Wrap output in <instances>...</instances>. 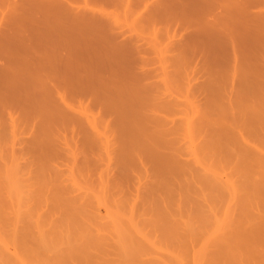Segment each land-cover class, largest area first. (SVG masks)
<instances>
[{"label":"rangeland","instance_id":"rangeland-1","mask_svg":"<svg viewBox=\"0 0 264 264\" xmlns=\"http://www.w3.org/2000/svg\"><path fill=\"white\" fill-rule=\"evenodd\" d=\"M14 1H16V0H14ZM20 1V2H19ZM82 0H80V2H81ZM121 1V0H120ZM120 1L119 0H117V4H115V3H112V4H105V5H103L102 6V9L104 10V12L105 13H109V16L110 17H108L109 19H110V22H111V24H114V27L116 26L119 30H116V32H124V34L123 35H121L120 36V33L119 34H116L117 35V37H115L116 39H115V41L114 42H121L122 40H123V42H129L130 44H128V45H131V47H132V43L133 42H135L133 45V48L134 47H138V46H135L136 45V43H138V45H144V48L146 49V50H144L143 49V52H145V56H143L144 54H143V52L141 51V50H139L140 51V53L139 52H135V58H138V59H142V57L143 58H147V60H149V61H147L146 59V61L147 62H149L150 64H148V66H146V65H144V66H146L145 68L147 69V71L145 72V73H147L148 71L150 72V73H152V75L149 73V75H148V73H147V76L149 77H147V76H145L146 78H148V79H150V77H152V79H150L152 82H155V83H158L159 85H155V84H153V85H150V86H148L149 88L147 89V88H145V89H147V90H144V93L146 92V93H149V91H150V93H151V95H152V97L154 96V94H155V96L152 98L153 100H151L150 102L149 101H145L146 99H143L144 98V96H142V95H140L141 97H142V99L144 100V102H147L146 103V105H147V107L149 108V109H146V108H144V110H139L138 108H140L139 106H143L142 104H139V106H137L138 104H135L134 102H131L130 100H133L132 98L133 97H129L130 98V100L128 101V103H126L127 105L125 106L124 104V106H125V109L126 110H128L129 111V113L131 114H129L130 116H125L124 118V120H129V121H131V120H133L132 122H134V123H136V124H138V127H139V129L138 130H142L145 134H148V135H151V136H148V138H143V135H142V138H140V139H138L140 142H142L141 141V139H143L144 141H146L145 142V144L147 145H149V147H148V145H147V147L149 148V149H147L146 147H144L143 148V150H145V148H146V150H149L148 152L150 153H153L155 156H156V158L157 159H160L161 160V158H162V163H164L165 165H167L168 167H170L168 170H164V169H167L168 167H166V168H163V167H165V166H163V164H161L160 163V160H158V162H156L157 160H152V158H153V156H152V154L150 153L149 154V156H152V157H146L147 155H142L143 153H144V151H139V150H136V151H138V152H136V151H134V153H130V154H134V155H132V156H129L130 154H127L128 152H130V151H128L127 149H132L131 148V145H133V143L132 144H130L129 145V147L127 148V149H124V148H126V146H128V144L125 146V145H123L122 143L123 142H121V144H119L120 142H118V139H124V137L126 138L127 136H126V134H124V137H121L123 134H119V133H121V131L123 132V130H124V132L126 131V130H128L129 128H127V127H130V126H132V124H134V123H131V122H129V121H127V124H126V121L125 122H123V121H121V118H123V116H122V114H120L118 117L117 116H114V115H111L110 113H108L109 114V117H107V121L105 122V125L107 124V123H109L108 121H110V119L112 118V116L113 117H117V118H119V119H117V118H115V119H117L118 120V123H113V121L112 122H110V124L112 123L113 124V126L112 125H110V124H108V126L109 127H105V125H103L104 123H102V122H104V120H103V118H106V117H103L101 114H99L100 112V107H103V106H100L99 104H97V105H99V109H97V107H94V108H92V106H93V104H89L90 106H88V107H90V108H85V104H84V106H83V104H82V106L85 108V109H87V110H90V111H88V113L86 112V110L85 109H83V110H85V111H81V112H85L84 114L85 115H87V114H89V117H88V120H89V118L91 119V116L94 118V119H96V121H94V119L93 120H90V121H93V122H96L97 123V119H98V117L100 118V119H102L103 121L102 122H100V123H97L98 124V126H100V125H102L101 126V129L103 128V127H105L104 129L105 130H108V132H107V135H109L110 137H111V139H112V137H113V135L116 133V134H118V135H116L117 137H115L114 136V140H112V142H110V146H112V147H107V145L105 146V144H102V147L100 146V145H97V144H95V145H93V148H91L92 146H90V145H88V139H86V140H88V141H86V143H85V145H84V143L81 145L80 144V140H81V142H83V140H85L84 138H82V137H80V134H77V133H79L80 131H78L77 129H75V132H76V134L75 135H73L74 133H70V130H73V129H71L70 128V130H68V129H64V128H67L68 126H66V125H64L63 126V129L60 131V129H61V127H62V124H53V120H57V119H52V117L51 116H49V117H51L49 120L50 121H48L49 123H48V125L46 126V127H48L49 129H45L44 130V126H45V124H47V123H44V122H46V121H44V122H42L41 121V117L40 116H36V114H38L39 115V113H42L43 111H45V109L43 110V108H41L42 106H40L39 105V107L41 108H38V109H40V110H38V112H36V113H34V111H35V109H34V111L33 112H31V111H27V112H24V111H26L25 109H24V111H22L23 112V114H22V116L23 117H25L26 118V120H25V118L23 119L24 120V122L22 123V122H20L21 124H20V126L19 125H17V126H19V127H16V126H14L13 125V127L14 128H19V130L17 131V132H19L20 134H16V132H15V134L14 133H12V130H13V128L11 127V126H9V124L10 123H12L13 124V120H10L9 122L7 121V118H9L10 119V116L9 117H7L8 116V114H6L7 112L5 111V110H2V106H1V104H0V109L3 111H1L0 110V160L2 161H0V169L2 168L3 169V171H2V169L0 170V264H10V261H12L13 263H11V264H29V263H31V264H81V263H79V262H82V263H84V264H87V263H89V264H92L93 262H95L94 264H145L144 263V260L146 261H148V259H150L148 262H150V263H152V262H154V261H159L160 263H157V262H155L154 264H194V263H196V264H209V263H211V264H218V262H219V264H221V260L220 259H222V264H264V248L262 249L261 247H260V245H258V244H261V243H263L264 241H260V239L258 238V237H260L262 240H264V227H262V226H264V222L263 221H261V220H264V212L262 213V211H264V203H262L263 201H264V194H262V193H260V192H263L264 191V185H261L260 187H259V185H260V183L261 184H264V182H258V180H261L262 181V179H264V170H262L261 171V169H260V167H262L261 166V164H260V162H261V160L262 159H258V158H254V156L251 154V153H255V151H257L253 146L255 145V144H257V143H260V142H262V143H260L261 145L262 144H264L263 142L264 141H261L262 139L264 140V117H262V116H264V114L263 113H260V112H262V111H264V107L262 108V110H260V112L258 111V110H254V111H252V110H250V111H252V112H245L244 111V113L245 114H243L242 112H243V110L245 109L246 110V108L245 107H243V104H246V103H248L249 102V104L250 105H254L253 107H256V109H258V107H260V106H258V105H260V104H253V103H256L257 101L258 102H260L259 100H262V101H264L263 99L264 98H262V96L261 97H258V96H260L259 95V92H262L263 90H262V88H264V80H263V78L264 77H262V76H264V64L262 63V62H260V61H262V59L264 58V57H261L262 59L260 60H258V57H256V56H258L259 54H261L260 52H258L259 54H257L256 53V51H261L260 49H258V50H256V51H254V50H251V51H249L248 49H249V47L252 45L251 43V45L248 43L247 44V42L246 41H244L243 39V41L244 42H246V45H248V47L243 43H239V44H241V45H243L242 47L243 48H245L246 49V52H247V54L249 55V57L251 58H249V57H245V56H247L246 54L244 55L243 54V52H241V54H238L237 56H239V55H244V56H241V57H238V58H234V54H233V51H238V50H235V49H237V47H239V45H238V43H236V48H234L233 49V47H231L232 45L230 44L231 42H229V44L228 45H231V46H229V47H224V46H222V45H220V46H214L213 44L214 43H212V46H209V45H207V46H209V47H211L212 49H213V47H215V48H217V49H215V50H212V51H214V52H209V56L208 55H206V56H208L207 58H209V59H207V61H206V63H207V66L208 67H206V66H204L206 69H208L209 68V75H207L206 76V71H204V73H202L203 71H199V69H200V64H201V61L202 60H200V58H203V57H205L206 58V56H205V54H204V56L202 55V57H200V53L201 52H199V54H196V52L194 53V54H196V56L194 57L192 54H190L191 52L190 51H192V48H191V46H188L187 45V47L188 48H184V52H181V50H177V51H179V52H177V51H164V46L168 43V41L169 40H172V41H174V40H178L177 42H185L186 41V43H187V41H189V39H188V37H186L187 35H190V33L193 31H195L194 29L192 30V31H188V30H191L192 28H193V26L191 25V27L188 29L187 28V30H184V29H186V28H183V32L181 33V31L179 30V29H182V28H180V27H177V25H175L174 23L173 24H171V22L169 21V16H170V13H169V11H162L161 12V14H159V15H156V16H154L155 15V13H154V15H148V14H146L147 12L144 10L145 9V7L147 6L146 4H149V2H151V0H149V1H147V2H145V4H143V2L145 1V0H142L141 1V3L140 4H138V3H136V1L135 0H133V2H130V3H133L132 5H130L129 4V7L128 8H126V7H124L122 4V2L120 3ZM17 2H19V3H23V1L21 2V0H17ZM15 3V2H13V0H0V20H2V22H3V19L4 18H7V19H5L6 21L8 20V22H10L11 20H15L14 18L15 17H13L14 15L16 16V12L15 11H13L12 9V7H13V5H14V3L17 5V4H19V3ZM79 2V3H80ZM119 2V3H118ZM12 4V5H11ZM122 6H121V5ZM21 5V4H20ZM20 5H18V6H20ZM22 5H25V4H22ZM143 5H145L144 7H143ZM151 7H152V5H151ZM9 8H12L11 9V11L9 10ZM3 9H4V11L5 12H3ZM1 10H2V13H1ZM9 11V12H8ZM13 11V13L12 14H9V13H11ZM145 11V12H144ZM149 11V10H148ZM155 12V11H154ZM5 13V14H4ZM196 13V12H195ZM1 14H3L4 16H2L3 18L1 19ZM17 14H18V12H17ZM156 14H158L157 12H156ZM193 14V13H192ZM197 14V13H196ZM196 14H193V16L194 15H196ZM11 15H13L12 17H11ZM150 17L151 16V18H149L148 16ZM180 15H182V14H180ZM199 12H198V15H196L195 17H199ZM201 15L202 16H200V17H206V19L208 18V14H205L204 15V13H201ZM154 16V17H153ZM209 17H211V16H209ZM9 18H12L11 20H9ZM111 18H112V20L113 21H111ZM213 18V17H212ZM212 18L211 19H208V20H211L212 21ZM16 19H17V17H16ZM206 19H203V18H201V20H200V18L198 19V20H200V22L202 21V20H206ZM4 20V21H5ZM5 21V23H4V26L6 25V27H4L3 25H2V23L0 24V43H2V42H4V41H7V38H8V41H9V43L11 42L10 40V36L9 37H7V35H9L8 33L10 32L9 30L11 29L10 28V26H8L7 24H8V22H6ZM16 22H14V23H16L17 24V20H15ZM25 21V20H24ZM23 21V22H24ZM207 21V20H206ZM210 21V22H211ZM204 22V21H203ZM13 23V22H12ZM9 25H10V23H9ZM15 25V24H14ZM14 25H13V27H14ZM23 25H24V23H23ZM171 25H175L177 28H178V30L177 29H175V27H172ZM2 26V27H1ZM10 28L9 30H8V27ZM16 26V25H15ZM113 26V25H112ZM169 26H170V28H169ZM12 27V28H13ZM113 27V28H114ZM117 28H115V29H117ZM27 29V28H26ZM175 29V30H177V31H180V33H178L177 31H176V33H178V35L176 34V38L175 37H172V38H168V35H170L171 36V34H174V33H172V32H174L173 30ZM8 32H7V31ZM14 30V29H13ZM121 30V31H120ZM170 30H172V32L170 31ZM7 32V35H5L6 34V32ZM169 31V33H167ZM2 32V33H1ZM189 32V33H188ZM243 32V31H242ZM10 33H12V32H10ZM2 34V35H1ZM13 34H15V33H13ZM17 34H21V33H17ZM16 34V35H17ZM25 34V33H24ZM11 35V34H10ZM193 35V34H192ZM214 35V34H213ZM2 36V37H1ZM14 37L15 35H11V37ZM22 36V35H21ZM25 36V35H24ZM23 36V37H24ZM180 36H181V38H180ZM215 36V35H214ZM5 37V38H4ZM7 37V38H6ZM125 37L126 38H128V40H126L125 39ZM185 37V38H184ZM192 37V36H191ZM19 38H21L20 36H19ZM25 38L26 37H24V39H22V40H25ZM133 38V39H132ZM168 38V39H167ZM173 38H175V39H173ZM214 37L212 36V38L211 39H213ZM216 38L218 39H220V37H218V36H216ZM13 39V38H12ZM17 39H18V37H17ZM27 39V38H26ZM114 39V38H113ZM129 39L131 40H134V41H129ZM210 39V38H209ZM4 40V41H3ZM116 40H118V41H116ZM216 40V39H215ZM223 41V38L222 39H220V40H216L215 42H218V43H215V44H217V45H219V43L221 44V42L220 41ZM7 41V42H8ZM14 42H16V41H14ZM14 42H12V43H10V44H13L12 46H14V45H16L17 43H15L14 44ZM23 41H21V44H23L22 43ZM191 42V41H190ZM206 43H209V42H207V41H205ZM212 42H214L213 40H212ZM225 43V42H224ZM226 43H228V42H226ZM2 44H4V46H5V44L6 43H2ZM2 44H0V45H2ZM27 44H29V43H27ZM118 44V43H117ZM185 44V43H184ZM223 44V43H222ZM8 45V44H7ZM141 45V46H142ZM4 46H3V48H4ZM9 46V45H8ZM19 46H20V44H19ZM170 46V45H169ZM199 46H202V45H199ZM205 46L206 45H204V47L203 48H205ZM15 47V46H14ZM16 47H17V45H16ZM26 47V46H25ZM190 47V48H189ZM255 47H257V46H255ZM9 49H10V47H8ZM19 48V47H18ZM258 48H261V49H263L264 48V46H261V45H259L258 46ZM1 49V48H0ZM6 49H7V46H6ZM21 49H26V50H28V51H25V50H17V49H15V50H17V52H18V56L16 55L17 53H9V55L10 54H14L15 56V58H14V60L16 61V60H18L19 61V63H20V59H22V60H25V59H28L29 57H28V52L30 51V48L28 47V49H27V47L26 48H21ZM138 49V48H137ZM137 49H134L133 51H137ZM140 49H142V48H140ZM191 49V50H190ZM194 49V48H193ZM239 49V48H238ZM252 49H255V48H252ZM257 49V48H256ZM4 50V49H3ZM2 50V51H3ZM11 50V49H10ZM14 50V51H15ZM188 50V51H187ZM200 50H202V49H200ZM233 50V51H232ZM242 50H244V49H242ZM241 50V51H242ZM7 51V50H6ZM23 53H22V52ZM147 51V52H146ZM203 51V50H202ZM254 51V52H253ZM9 52V51H8ZM31 52V51H30ZM29 52V53H30ZM142 52V53H141ZM251 52H253V54H251ZM263 52V51H262ZM7 52H5V53H2L1 51H0V68L2 69V71H1V69H0V85H1V87H6V83H7V81H8V83L7 84H9L10 82H12L11 81V79L9 80V77L4 73V72H7L3 67H5V63H9V64H12V63H10V62H8L7 61V59L5 60V58H7L8 56H6V57H2V56H5V54H6ZM32 53V52H31ZM130 53V52H129ZM136 53H139L138 55L136 54ZM204 53H206V52H204ZM207 53H208V51H207ZM236 53H238V52H236ZM236 53H235V55H236ZM8 54V53H7ZM6 54V55H7ZM127 55H128V53H126ZM130 54H132V53H130ZM141 54H143V55H141ZM203 54V53H202ZM257 54V55H256ZM261 55H263V54H261ZM22 56V58H20ZM251 56H254L253 58L251 57ZM264 56V55H263ZM10 57H12L11 55L8 57V58H10ZM126 57H129V56H126L125 55V58ZM17 58V59H16ZM20 58V59H19ZM24 58V59H23ZM130 58H133V56L131 55V57H129V59ZM204 58V59H205ZM249 58V59H248ZM13 59V58H12ZM235 59H237V61H238V66H237V71H234V66H235V64L237 63V62H235L234 63V61H235ZM9 61H10V59H8ZM13 60V61H14ZM21 60V61H22ZM144 60V62L143 63H147L146 61ZM5 61H7V62H5ZM123 61H125V59L123 60ZM129 61V60H128ZM200 61V62H199ZM203 61H205V60H203ZM131 63L132 62H134V61H130ZM138 62V61H137ZM141 62V63H140ZM264 62V61H263ZM14 63H16V62H14ZM22 63V62H21ZM20 63V64H21ZM122 63V62H121ZM136 63V62H135ZM142 60L141 61H139L138 63H136V65L134 64L133 65V67L132 68H130L131 66H129V65H132V64H125V66L127 65V67L125 68V66H124V70L122 71H120L121 72V74L118 76V77H116V78H120L121 79V82H123L124 81V84L123 85H125L128 89H130V88H134L135 90H139L140 88L139 87H141V85H144V86H147V84L146 83H148L149 84V82H151L150 80H148L149 82H147V81H144V83H143V81H142V79H140L139 77H142L143 76V70L145 69V68H141V67H144L142 64ZM9 64L7 65V67L9 66ZM95 64V66H101V65H96V63H94ZM123 65H124V63H122ZM141 64V65H140ZM2 65H4V66H2ZM16 65H18L17 63H16ZM104 65H106V64H104ZM120 65V64H119ZM123 65H121V66H123ZM201 65H203V64H201ZM110 66H112V65H110ZM109 66V67H110ZM136 66V67H135ZM6 67V68H7ZM203 67V66H202ZM95 68V67H94ZM106 69V71L107 70H109V69H107V67H105ZM117 68V67H116ZM123 68V67H122ZM205 68H202V70L203 69H205ZM5 71H4V70ZM96 69H98L97 67H96ZM101 69V71H105V70H102L103 69V67L101 66V68L99 67V70ZM112 69H113V66H112ZM112 69H111V71H112ZM114 70H116V69H114ZM117 70H120V69H117ZM142 70V71H141ZM4 71V72H3ZM100 71V73L101 74H103V76L105 75V77H106V75L107 74H105V73H102ZM245 71L248 73V74H250V72L249 71H251V73H253L252 75L250 74V76H248V74L246 73L245 74ZM26 71H23L22 73L24 74ZM97 72H98V70H97ZM108 72V71H107ZM118 72V71H117ZM27 73V72H26ZM70 74H71V72H69ZM99 73V72H98ZM144 73V74H145ZM67 74V73H66ZM73 74H75V76H72ZM72 75H70V76H68V74L67 75H65V80H76V79H79V76L80 75H78V73H73ZM76 74H77V76H76ZM82 74V73H81ZM101 74H99L100 76H102ZM119 74V73H118ZM24 75H26V77L28 78L30 75H28V73L27 74H24ZM84 75V74H83ZM90 75H92V74H90ZM89 75V77L90 78H92V76L95 78L96 76H94V75H92V76H90ZM140 75H142V76H140ZM200 75H203L204 77H200ZM253 75H255L254 77H252L251 78V76H253ZM72 76V77H71ZM102 76V77H103ZM142 77V78H145V77ZM25 77V78H26ZM63 78H64V76H62ZM81 77V76H80ZM88 76H86V78H87ZM206 77V78H205ZM58 78H60V77H58ZM85 78V77H84ZM93 79V78H92ZM98 79V78H97ZM250 79H252V80H250ZM21 80V79H20ZM27 80H29V81H27V83L28 82H30V79H27ZM80 80H83V79H80ZM85 80H87V79H84L83 80V82L85 81ZM91 80V79H90ZM96 80V79H95ZM141 80V81H140ZM143 80H145V79H143ZM254 80V81H253ZM262 80V81H261ZM23 81V80H22ZM63 81V80H62ZM91 81H93V80H91ZM97 81H99V80H97ZM97 81H95V82H97ZM190 81V82H189ZM203 81H205V84H207L206 86L203 84L204 82ZM249 81V82H248ZM253 81V82H252ZM20 82V81H19ZM94 82V81H93ZM146 82V83H145ZM255 82V83H254ZM16 83H17V81H16ZM25 83V82H24ZM32 83V82H31ZM62 83H64V82H62ZM188 83H190V84H188ZM201 83L203 84V86H201ZM20 84H22V83H20ZM26 84V83H25ZM29 84L30 83H28V85L27 86H29ZM150 84H152V83H150ZM196 84H199L200 86H198V85H196ZM255 84V85H254ZM3 85H5V86H3ZM10 85V87H12L11 85L12 84H9ZM18 85V84H17ZM23 85V87H24V84H22ZM31 85V84H30ZM194 86V90H193V86ZM196 85V86H195ZM251 85H253V87H254V89L251 87ZM19 87H21L20 85H18ZM27 86H25L24 88H26ZM62 86V85H61ZM125 86H124V88H125ZM152 86V87H151ZM256 86H257V88L259 87L260 88V90H259V88L257 89L256 88ZM9 86L7 85V88H8ZM9 87V88H10ZM23 87H21V88H23ZM32 87V89H31V91L33 92L35 89H33V86H31ZM42 87H44V86H41L40 88H42ZM66 87V86H65ZM155 87H156V90H158V92L161 94V96L162 97H159L158 95H160V94H158V92L157 91H155L154 93H152L151 91H153V89L155 90ZM158 87V88H157ZM249 87H251V88H249ZM7 88H4V89H6V90H10L9 88L7 89ZM15 88H18V87H15ZM21 88H19L17 91H19V92H21L20 90H21ZM63 88V87H62ZM144 88V87H143ZM150 88H151V90H150ZM199 88H201V89H199ZM207 88V89H206ZM3 89V92L5 93V90ZM37 89V88H36ZM128 89H126V90H128ZM196 89V90H195ZM253 91H251V90ZM13 90H15V89H13ZM27 90H29V88L27 89ZM40 91L41 90H44V88L43 89H39ZM61 90V89H60ZM140 90H143V89H140ZM149 90V91H148ZM199 90H200V92H199ZM205 92H204V91ZM207 90H208V93H207ZM214 90L217 92V91H220V92H218V93H213L214 92ZM257 91V92H254V91ZM12 91V90H11ZM26 91V90H25ZM24 91V93H21L20 95L18 94V92L17 93H13V94H18L19 96L17 97V99H15V98H13V100H17V102L19 101V100H23V98H25V97H23V98H21L26 92ZM40 91H38V92H40ZM64 91V90H63ZM63 91L61 90L60 92L62 93V94H64L63 93ZM68 91V90H67ZM66 91V92H67ZM130 91V90H129ZM128 91V92H129ZM148 91V92H147ZM197 91V92H196ZM203 91V93H201ZM3 92H2V88H1V93L3 94ZM8 91H6V95L10 92H8ZM36 92V91H35ZM43 92V91H42ZM52 92V91H51ZM133 92V91H132ZM135 92H139V91H135ZM195 92L196 93H198V94H195ZM28 93V92H27ZM30 93V92H29ZM37 93V92H36ZM44 93V92H43ZM48 93V92H47ZM53 93V92H52ZM255 93V94H254ZM1 95L0 94V96H6V95ZM32 93H30V95H31ZM38 94V93H37ZM37 94H34V96H36ZM46 94V93H45ZM67 93H65L64 95H66ZM129 94H132V93H129ZM158 94V95H157ZM203 95V97H199L200 95ZM214 94H219L220 96H218V95H214ZM227 94H229L228 96H227ZM251 94V95H250ZM254 94V95H253ZM261 94V93H260ZM262 94H263V96H264V91L262 92ZM11 95V94H10ZM29 95V96H30ZM41 92H40V94H38V96H37V99H39L41 96ZM44 95V94H43ZM70 95V94H69ZM149 95V94H148ZM151 95H149V97L151 98ZM250 95V96H249ZM12 96V95H11ZM15 95H13L12 97H14ZM21 96V97H20ZM24 96H26V95H24ZM34 96H33V99L34 100H37V99H35L34 98ZM40 96V97H39ZM45 96V95H44ZM51 96V95H50ZM53 96L54 97H56L57 95H55L54 93H53ZM63 96V95H62ZM129 96H131V95H129ZM139 96V97H140ZM171 96H172V98L174 99L175 97L177 98V100H180V101H182V102H184L185 104H183V105H180V106H184L183 108L182 107H177V108H175V107H172L173 106V104L172 103H170V104H167L166 105V101H170V98H171ZM228 98V97H230V98H228V99H226V97ZM256 96V97H255ZM39 97V98H38ZM52 97V96H51ZM65 97V96H64ZM66 97H68V95L66 96ZM65 97V98H66ZM138 97V96H137ZM217 97V98H216ZM219 97L220 98H222V101H221V103L220 102H218V100H219ZM258 97V98H257ZM4 98H6V97H4ZM1 99L0 101H2V102H0V103H2V105H4L5 103L4 102H6V104L5 105H7L8 106V104H10V103H12V102H9V100H7V98H9V99H11L10 98V96H9V94L7 95V98H6V101H4L5 99ZM21 98V99H20ZM42 98H43V96H42ZM57 98L58 97H56V100H57ZM69 98H71V99H73V97H69ZM84 98V97H83ZM145 98H147L146 96H145ZM200 98H204V99H200ZM213 98V99H212ZM247 98V100H245ZM251 98V99H250ZM255 98V99H254ZM51 99H53V98H51ZM80 99V98H79ZM82 99V98H81ZM81 99H80V101H81ZM149 98H147V100H148ZM154 99H160V100H158V101H156V100H154ZM163 99H164V102L162 103L163 104V106H167V107H153V106H155V104L157 105V104H161V102L163 101ZM211 99V100H210ZM252 100L253 102H251L250 100ZM12 100V101H13ZM27 100V99H26ZM25 100V101H26ZM47 100V99H46ZM74 100H76V99H74ZM74 100H72V101H74ZM85 100H88V99H85ZM81 101L82 103H88V101L86 102V101ZM135 100V99H134ZM150 100V99H149ZM166 100V101H165ZM203 100L205 101L204 103H206V101H207V103L205 104V105H207V106H205V107H202V106H204V103H202L203 102ZM255 100H257V101H255ZM24 101V102H25ZM33 101V100H32ZM39 101H41V100H39ZM42 101H43V99H42ZM53 101V103H54V101H55V99L54 100H52ZM124 101V100H123ZM123 101H121V103L123 102ZM137 101V100H136ZM139 101H141V99H139ZM152 101H154L153 102V106H152ZM159 101H160V103H159ZM216 102V104H215V102ZM220 101V100H219ZM231 101V102H230ZM247 101V102H246ZM16 102V103H17ZM20 102V101H19ZM22 102V104H24L23 103V101H21ZM27 102V101H26ZM36 102V101H35ZM64 102H66V101H64ZM92 102H95V101H92ZM126 102V101H125ZM157 102V103H156ZM246 102V103H245ZM15 102H13V104H14ZM15 103V104H16ZM33 103V102H32ZM31 103V104H32ZM38 103V102H37ZM62 103V102H61ZM72 103V106H74L73 104H74V102H71ZM77 103H79V100H77ZM97 103V102H96ZM124 103V102H123ZM148 103H150V105L149 106H151V107H149L148 106ZM192 105H191V104ZM261 103V105H263V103L262 102H260ZM13 104H11V105H9L8 107H12V105ZM21 104V103H20ZM26 104H28V103H26ZM35 103H33V105H34ZM65 104H67V107H69V105H71L70 104V102H68V103H65ZM145 104V103H144ZM187 104H189V105H187ZM198 104H201L200 105V109H202L203 110V108H207L208 110H207V112H209V114H206V119H205V117H203V118H201L202 116H200V115H198V113H200V114H202L201 112V110H199V109H196L195 107H197V105ZM217 104H219L220 106H225L224 107V111H225V114H224V112L223 111H220V110H223V109H220L219 110V108H221V107H219V108H217V107H215L214 105H216V106H219V105H217ZM32 105V106H33ZM35 105H37V104H35ZM34 105V106H35ZM62 106H63V104H61ZM60 105V106H61ZM80 105V103L79 104H77V106H79ZM94 105H96V104H94ZM113 105V104H112ZM132 106L133 108H135V109H133L132 107H131V110H130V107L129 106ZM231 105H234L235 106V108H237V112H241L240 114H239V116H237V114H236V116H235V113H233V108H231V107H234V106H231ZM246 105H248V104H246ZM245 105V106H246ZM249 105V106H250ZM16 106H17V104H16ZM19 106V105H18ZM27 106H29V105H27ZM45 106V105H44ZM59 106V107H60ZM77 106H74V107H77ZM81 106V105H80ZM111 106V105H110ZM114 106H116L115 104H114ZM124 106H122V107H124ZM157 106H161V105H157ZM249 106H247V107H249ZM6 106H4V108H5ZM8 107H6L7 108V111H8ZM23 105H22V108H20V109H23ZM57 107V106H56ZM63 107H65V105L63 106ZM73 107V108H74ZM109 107V106H108ZM138 107V108H137ZM192 107H194V109L192 108ZM229 107V108H228ZM238 107H240V108H243V109H241L240 110V108H238ZM252 107V108H253ZM12 108H14V107H12ZM32 108H34V107H32ZM45 108H47L46 106H45ZM61 108V107H60ZM72 108V109H73ZM78 108V107H77ZM76 108V109H77ZM82 107H80V108H78V110H80ZM117 108V107H116ZM142 108V107H141ZM153 110H152V109ZM159 108H160V110H162L161 108H163V111H160L159 110ZM180 108V109H179ZM198 108H199V106H198ZM215 108V113H217L216 115L213 113L214 112V109ZM226 108H228V109H226ZM15 109V108H14ZM20 109H18V110H20ZM59 109V108H58ZM72 110L71 108H68L67 110L66 109H62L61 111L62 112H64L63 110H66L67 112H71L70 114H72L73 113V111H70V110ZM109 109V108H108ZM111 109H112V107H111ZM115 109V108H114ZM117 109H119V111H121V108H117ZM116 109V110H117ZM124 109V108H123ZM133 109V110H132ZM151 109V110H150ZM158 109V110H157ZM167 109V110H166ZM181 110V111H179V110ZM226 109V110H225ZM253 109H255V108H253ZM10 110H12V109H10ZM17 110V109H16ZM82 110V109H81ZM125 110V111H126ZM135 110V111H134ZM141 111V113H138L137 114V112L138 111ZM192 110H194V111H196V112H193ZM197 110L198 111H201V112H197ZM240 110V111H239ZM4 111H5V113H4ZM13 111H15V110H13ZM41 111V112H40ZM118 111V110H117ZM123 112H124V110H122ZM155 111V112H154ZM203 111H206V110H203ZM213 113V115L211 114V112ZM227 111H228V113H227ZM236 111H234V112H236ZM247 111H249V110H247ZM257 111L261 114V115H258L257 114ZM17 112H19V111H17ZM49 112V111H48ZM52 112V111H51ZM67 112H65V113H67ZM75 112V111H74ZM102 112H104L103 114H107L106 112L107 111H104V109H102ZM108 112H110V111H108ZM143 112H146V113H143ZM158 112H160V113H158ZM236 112V113H237ZM256 112V113H255ZM4 113V114H3ZM9 113H10V111H9ZM44 113V112H43ZM55 113V112H54ZM61 113V112H60ZM76 113H78V111H76ZM115 113H117V112H114V114ZM120 113V112H119ZM122 113V112H121ZM134 113V114H133ZM203 113H206V112H203ZM251 113V114H250ZM6 114V115H5ZM12 114H14V112H12ZM20 115H21V113H19ZM44 114H47V112L46 113H44ZM61 114H63V113H61ZM69 114V113H68ZM113 114V113H112ZM133 114V115H132ZM142 114H145V115H150V114H152V116H160L159 118L160 119H162V120H166L165 121V123L166 122H172V120H174L170 125H171V128H170V131H171V129H172V131L171 132H173L171 135H181V137L180 136H178V138L180 139V140H178V144H177V147H176V145H172V144H170V146H172V148L170 149V148H168V149H170V150H172L174 147H176V149H177V151H178V153H177V151H175V153L174 154H177V156H178V158L177 159H174L175 161L173 162V161H171V158H172V160H173V158H174V156H172L171 154H173V153H171V152H173V150H176L175 148L172 150V151H169V150H167L166 152H164V150H162V149H165L166 147H163V148H158L159 146H161L162 147V143L161 142H158V143H161L160 145H158L157 146V149H156V147H155V145L153 144V142H152V140H149V141H147L146 139H149L150 137H158V136H161V135H158V136H156L157 134H155L154 136H152V134H150L151 132H152V130H148V129H153V127H152V125H154V124H150V128H147V127H145V125L144 124H146L143 120L144 119H147V122L149 121L148 120V116L146 117V116H144V118H142L143 120V124H142V121H140V118L139 117H141V115ZM155 114V115H154ZM228 114H229V116H228ZM242 114L243 115H248L249 116V118L252 120L251 122H249V123H247V124H250V123H254V125L252 124H250L249 126L247 125L245 128H246V130H248L249 129V133H246V134H244L245 132L244 131H246L245 130V128L243 127L244 125H246V124H244V125H241L242 123H243V120L244 119H247L248 118V116H244V117H241L242 116ZM253 114V115H252ZM54 115V114H53ZM74 115H76L75 113H74ZM80 115V114H79ZM138 117H137V116ZM140 115V116H139ZM203 115V114H202ZM234 115V116H233ZM252 115V116H251ZM3 116H4V118H3ZM15 116H19V115H17L16 113H15ZM15 116H11V117H13V118H15ZM56 116V115H55ZM60 116H62V117H64L63 115H60ZM78 116V115H77ZM108 116V115H107ZM111 116V117H110ZM232 116H233V118H232ZM39 117H40V119H39ZM45 117V116H44ZM54 117V116H53ZM61 117V118H62ZM96 117V118H95ZM127 117V118H126ZM143 117V116H142ZM251 117H253V118H251ZM259 117H261V118H259ZM56 118V117H55ZM57 118H59V117H57ZM67 118V117H66ZM68 118H71V117H68ZM81 118H82V115H81ZM151 118V117H150ZM154 118V117H153ZM185 118H187V119H185ZM229 118V119H228ZM232 118V119H231ZM244 118V119H243ZM254 118L256 119V120H254ZM263 118V119H262ZM1 119L2 120H4V124L2 125V122L3 121H1ZM8 119V120H9ZM45 120H48V119H46V118H44ZM64 118H62V120H63ZM77 119H78V117H77ZM85 119V118H84ZM112 119H114V118H112ZM155 119V118H154ZM153 119V120H154ZM188 120V121H186V122H188L189 124H190V126L192 125H196V124H192L193 122H196L197 120V122L198 123H200V122H202V123H204V120H201V121H199L200 119H205V122H209V121H207V120H210L211 122H209L210 124L209 125H211V124H213L212 126V128H211V126H207L208 124H206V126H201V127H204V129L205 130H207V129H210V130H207V131H205L203 128H201V131L202 130H204V132H201V133H199V134H204L203 136H204V138H202V136L200 135V138H196V135H195V133L194 132H196V130H194V127L192 128H190V129H192L193 131H191V132H189V131H187V129H189V128H187L186 129V126H188L189 127V125L186 123V125H184V124H182V123H179L177 126L175 125V123L174 122H179L180 120ZM192 119V120H191ZM212 119V120H211ZM228 119V120H227ZM235 119V120H234ZM236 119H238V120H242V121H238V120H236ZM250 119H248V120H250ZM262 119V121H260ZM23 121L22 120V118H20V119H18V121ZM28 120V121H27ZM43 120V119H42ZM59 120H61V119H59ZM64 120H66V119H64ZM156 120H158V117H157V119ZM179 120V121H178ZM180 121V122H185V121ZM189 120H191V122H189ZM218 120H220V122H222L223 123V128H222V130H224V131H221V127H220V124H217V125H215V122H212V121H216L217 123H219V121ZM5 121H6V123L8 124H5ZM25 121H27V122H25ZM79 121V120H78ZM244 121H246V120H244ZM256 121H258V122H256ZM14 122H16V121H14ZM41 122V124H38V123H40ZM52 122V123H51ZM67 122H70V121H67ZM83 122V121H82ZM86 123V126L90 123H88L87 124V121H85ZM93 122H91V123H93ZM114 122H116V121H114ZM123 122V123H122ZM155 122V121H154ZM159 121H157V123H158ZM240 122V123H239ZM242 122V123H241ZM246 122H248V121H246ZM71 123V122H70ZM79 123H81L80 121H79ZM95 123V124H96ZM129 123V124H128ZM152 123H153V121H152ZM160 123H161V121H160ZM165 123H163V124H165ZM174 123V124H173ZM202 123H200V125L202 124ZM236 123H238L239 125H237ZM245 123V122H244ZM256 123V124H255ZM258 123H260V125H261V127L259 126V124ZM11 124V125H12ZM19 124V123H18ZM69 124V123H68ZM72 124H74V123H72ZM76 124V123H75ZM124 124L126 125V128H124L125 126H124ZM163 124H161V125H163ZM167 124V123H166ZM177 124V123H176ZM205 124V123H204ZM258 124V125H257ZM263 124V125H262ZM5 125V126H4ZM39 125V126H38ZM42 125V126H41ZM61 126L60 127V129H58L57 127H59V126ZM78 125V124H77ZM90 125V124H89ZM120 125V126H119ZM129 125V126H128ZM147 125H149V124H147ZM156 125V124H155ZM169 125V124H168ZM167 125V126H168ZM169 125V126H170ZM182 125H184L185 127V129H183V127H182V129H180V127L182 126ZM197 125H199V124H197ZM218 125H219V127H218ZM237 125V126H236ZM241 125V126H240ZM66 126V127H65ZM69 126H71L70 124H69ZM76 126V125H75ZM86 126H82V127H86ZM91 126V125H90ZM96 126V125H95ZM94 125H93V128H89V130L91 129L92 131L94 130V128L95 129H97V127H95ZM134 126L135 127H132V128H130V129H132L131 131H128L127 133L128 134H130L133 130L135 131V128H136V126L137 125H135L134 124ZM157 126V125H156ZM178 126H180V127H178ZM239 126V127H238ZM254 128H253V127ZM255 126H258V127H255ZM45 127V128H46ZM121 127V129H123V130H119V128ZM205 127H207V129L205 128ZM228 127V129H231V130H229V132H231V133H229V134H235V136L233 137V138H235L236 136H238V137H240V134L242 133V137L244 138V139H246V140H248V141H250V139L252 138V135L254 134V135H259V139H256V138H252V140H253V142H255L256 140H258V142L257 143H254V145H251V147H250V144H253V143H247V141H242V139L240 140V141H236L235 142V144H237V146L236 145H234V147H232L233 145V143H234V141L235 140H233L232 139V137H230L229 136V134H228V132H226V130L224 129V128H227ZM231 127H233V128H231ZM237 127V130L235 129ZM243 127V131L241 130V133H240V131L238 130V129H240V128H242ZM247 127H249V128H247ZM69 128V127H68ZM75 128H77V127H75ZM108 128H110V129H108ZM157 128H159V129H161L162 127L161 126H158V127H155L154 129H157ZM168 128V127H167ZM253 128V130L254 131H251V132H255V133H251L250 132V130ZM17 129H14V130H17ZM54 129H56V130H54ZM57 129L60 131V133L61 134H59V136L61 135V137L62 136H64V138H63V140H65L66 139V141H67V145H66V141H62L61 140V138L59 137V136H57V135H55V132L57 131ZM84 129V128H83ZM100 129V127L95 131V133L98 131ZM104 129L102 130V131H104ZM256 129V130H255ZM260 129V130H259ZM64 130V131H63ZM77 130V131H76ZM85 130H87V129H85ZM85 130H83V131H85ZM90 130V131H91ZM162 131H163V128L161 129ZM44 131V132H43ZM46 131V132H45ZM50 131V132H49ZM67 131H69V132H67ZM74 131V130H73ZM99 131H101V130H99ZM99 131H98V133H99ZM109 131H111V133H113V132H115L114 134H110L109 133ZM119 132V133H117V132ZM136 131H137V129H136ZM142 131L141 132H139L138 134H140V133H142ZM166 131H168L167 133H169V129L168 130H166ZM187 131V132H186ZM198 131H200V130H198ZM233 131H236V132H238V135H237V133L236 132H234V133H232ZM146 132H148V133H146ZM153 132H155L154 130H153ZM206 132V133H205ZM212 132V133H211ZM248 132V131H247ZM44 133H46V135L44 134ZM53 133V134H52ZM81 134H82V132H80ZM93 133H94V131H93ZM101 133H103V132H101ZM105 133V132H104ZM104 133H103V135H104ZM126 133V132H125ZM157 133H159V132H157ZM189 133V134H188ZM209 133H211V134H209ZM215 133V134H214ZM227 133V136L226 135H224V134H226ZM240 133V134H239ZM50 134V135H49ZM86 134V133H85ZM133 134H137V133H132L131 135H133ZM160 134H162V133H160ZM206 134H209V135H206ZM244 134V135H243ZM262 134V135H261ZM52 135H54V136H52ZM86 135H88V134H86ZM91 135V134H90ZM102 135V134H101ZM100 134H95V135H93V136H95V137H93L92 136V138H94L92 141H95V143H96V141L97 140H95V139H98L99 137L101 138V141H100V143H104L103 142V139L105 138L106 140H107V138H109V141H111L110 140V137H107L106 138V136H101ZM112 135V136H111ZM162 135H164V134H162ZM166 135H169V134H166ZM218 135H219V137H218ZM253 135V137H255ZM12 136V137H11ZM74 136V139L73 138H71V137H73ZM89 136V135H88ZM88 136H84V137H88ZM96 136H99L98 138H96ZM129 136V135H128ZM134 137V139L136 138V137H138L137 135H133ZM165 136V135H164ZM175 136H171V138L172 137H174V138H176V139H178L177 137H175ZM207 138H209V139H207ZM212 136H214V137H212ZM222 136L224 137V138H222ZM232 136V135H231ZM261 136V137H260ZM44 137V138H43ZM48 137V138H47ZM55 137V138H54ZM104 137V138H103ZM119 137H121V138H119ZM163 137V136H162ZM167 137V136H166ZM229 137V138H228ZM237 137V138H238ZM246 137H248V138H250V139H248V138H246ZM45 138H46V140H45ZM56 138H60L59 140L58 139H56ZM70 138V139H69ZM91 138V137H90ZM103 138V139H102ZM116 138H117V142H115V143H117V144H115V143H113L114 141H116ZM159 138H161V137H158L157 139L159 140ZM164 138V137H163ZM162 138V139H163ZM192 138V140L193 139H197V141H192L193 142V144H191L189 147H188V145L187 146H181V145H179V144H181V140H182V143L183 142H185V141H190V139ZM40 139H43V140H41V142H48V143H46L47 145H51V146H53L52 148H51V146L49 147V149H52V150H50L49 151V149L47 148V146H45L44 145V147H43V145H40L41 147H43L42 149L43 150H41L40 151V149L41 148H39V146L38 147H34V146H36V145H38V144H35V143H37V142H40ZM54 140L55 142H58V143H55L54 141H53V143H52V140ZM83 139V140H82ZM105 139H104V141H105ZM153 139V141H155L156 139H154V138H152ZM164 139H167V138H164ZM168 139L169 140H172V139H170V137H168ZM184 139V140H183ZM201 139H203V140H201ZM212 141H211V140ZM232 140V141H229V140ZM70 140V141H69ZM73 140V141H72ZM126 140H128L127 138H126ZM136 140V139H135ZM174 140V139H173ZM203 141L204 143V145H206V151L205 152H201L200 153V149H198V150H196L195 151V148H197V146H195L199 141ZM237 140H239V138L237 139ZM21 141V142H20ZM49 141H51L50 143H49ZM120 141V140H119ZM130 141H132V140H130ZM129 140H128V142H130ZM134 141V140H133ZM167 141V140H166ZM174 141H177V140H174ZM11 142V143H10ZM14 142V143H13ZM23 142V143H22ZM40 142V143H41ZM62 143V144H60V143ZM70 142V143H69ZM85 142V141H84ZM97 142H99V140L97 141ZM128 142H126V143H128ZM136 142H138V141H136ZM136 142H134V144H136ZM192 142H190V143H192ZM238 142V143H237ZM242 142H244L247 146V148H248V146L252 149H255V151L254 152H251V153H248V152H246V149L244 150V148L243 149H241L242 147H244V146H241V145H245L244 143L242 144ZM21 143V144H20ZM28 143V144H27ZM39 143V144H40ZM73 143V144H72ZM91 143H93V142H91ZM105 143H107L106 141H105ZM156 143V142H155ZM172 143V142H171ZM174 143V142H173ZM199 143H202V142H199ZM230 144V146H229V144ZM11 144V145H10ZM79 144V145H78ZM94 144V143H93ZM145 144L143 145V146H145ZM166 144H169V143H166ZM175 144V143H174ZM189 144V143H188ZM195 144V145H194ZM217 144V146H215ZM14 145V146H13ZM21 145V146H20ZM24 145V146H23ZM28 145V146H27ZM32 145V146H31ZM65 147H64V146ZM76 146V145H78V146H76L74 149L76 150V151H78L79 150V148H81L82 147V152L83 153H81L80 151H78V152H76V154H72V153H70L69 151V149H71V148H73V147H70V146ZM80 145H81V147H80ZM113 145H115V146H113ZM119 145V147L120 148H116L117 146ZM137 145H139L140 146V144L139 143H137ZM157 145V144H156ZM195 146V148H194V146ZM204 145H200V146H204ZM258 145V144H257ZM256 145V146H257ZM84 146V147H83ZM86 146L88 147V146H90V148H89V150H91L90 152H88L87 153V151H89V150H87L88 148H86ZM124 146V148H122ZM135 146V145H134ZM163 146H166V145H163ZM192 146V147H191ZM199 146V147H200ZM264 146V145H263ZM14 147H16V148H14ZM32 147V148H31ZM34 147V148H33ZM97 147H99L100 148V150L98 151V149L99 148H97ZM108 148L109 150H110V148H114V149H112L111 151H113L114 152V150H115V154H116V156H115V154H113V153H111V155L109 156H105L106 154L105 153H107V154H110V152H107V151H104L106 148ZM168 147V146H167ZM198 147V148H199ZM236 147H238L240 150H237V149H235ZM260 147V146H259ZM39 148V149H38ZM65 148V149H64ZM84 148H86V149H84ZM103 148H105V149H103ZM122 148V149H121ZM134 149H140V148H142V147H137V146H135V147H133ZM179 148V149H178ZM183 148H187L186 150H184L183 151ZM194 148V149H193ZM201 148V147H200ZM212 148H214V149H217V153H220V152H222L221 154H217V156H215L216 155V153L214 154V152H212ZM262 149H261V152L263 151V153H264V147H261ZM3 149V150H2ZM33 149H37L38 151L36 152L35 150V153H40L39 154V156L40 155H42L43 156V163L45 162V163H48L49 162V164L48 165H50V166H48L47 167V165L44 163L43 164V166H40L39 164H41V162H39L40 160H42L41 158H40V160H39V158L38 157H35L34 155L35 154H33L34 153V151H33ZM45 149H48L47 151L45 150ZM67 149V150H66ZM74 149H72V152H75V150ZM78 149V150H77ZM93 149V150H92ZM103 149V150H102ZM108 149H106V150H108ZM122 150V152H125V153H121V151L120 150ZM124 149V150H123ZM129 149V150H130ZM134 149H132V150H134ZM161 150L163 153L161 154V153H159V155L158 154H156L157 152H159V150ZM167 149V148H166ZM204 149V148H203ZM249 149V148H248ZM257 149H258V146H257ZM14 150V151H13ZM96 150V151H95ZM127 150V151H126ZM145 150V151H146ZM158 150V151H157ZM189 150V151H188ZM194 150V151H193ZM250 150V149H249ZM2 151V152H1ZM7 151V152H6ZM21 151V152H20ZM30 151H31V153H30ZM43 151H45V155L48 157V158H46L43 154H44V152ZM93 151V153H91ZM193 151V156L192 155H190L189 153L190 152H192ZM211 151V152H210ZM238 153H241V154H238L237 155V152ZM241 151V152H240ZM11 152H13V153H15L16 155H13V153H11ZM18 154H17V153ZM20 152V153H19ZM24 152V153H23ZM94 152H96V153H94ZM99 152V153H98ZM102 152H105L104 154V158H105V160L106 161H104V158H103V153ZM118 152H120L121 154H119ZM127 152V153H126ZM147 152V151H146ZM147 152V153H148ZM181 152H184V153H186L185 155L186 156H181V157H183V158H181L180 156H179V153H181ZM209 152L211 153V154H209ZM261 152L259 153V151H258V153H259V157L262 155V156H264V154H261ZM4 153V154H3ZM28 153V154H27ZM42 153V154H41ZM65 153H66V155H65ZM91 153V154H90ZM97 153H98V155L99 156H96L97 155ZM102 153V154H101ZM139 153H142V154H140L139 155ZM10 154V155H9ZM21 154H22V156H21ZM23 154H25V156L23 155ZM31 154V155H30ZM32 154H33V157L34 158H32ZM75 155V156H73L72 157V155ZM81 154H85V155H81ZM89 154V155H88ZM125 154H127V156L128 157H131V158H137V160H135V159H130V158H128L127 156H125V158H124V156L123 155H125ZM146 154V153H145ZM181 154H183V153H181ZM209 154V155H208ZM214 154V155H213ZM29 155V156H28ZM36 155H38V154H36ZM88 155V156H87ZM119 155H121L122 157H121V159L120 158H117V159H114V157L116 158V157H118ZM138 155V156H137ZM158 155V156H157ZM168 157H167V156ZM184 155V154H183ZM208 155V156H207ZM219 155V156H218ZM221 155V156H220ZM2 156V157H1ZM9 158H8V157ZM11 156V157H10ZM20 156V157H19ZM31 156V157H30ZM42 156H40V157H42ZM83 156V157H82ZM112 156V159L110 158ZM114 156V157H113ZM136 156V157H135ZM176 156V157H177ZM203 156V157H202ZM245 156V157H244ZM5 157V158H4ZM25 157V158H24ZM76 159H75V158ZM85 157V158H84ZM95 157V158H94ZM120 157V156H119ZM143 157V158H142ZM144 157L147 159H144ZM160 157V158H159ZM209 157V158H208ZM211 157V158H210ZM215 157H218V159H216V161L214 160V158ZM23 158V159H22ZM47 159V160H44V159ZM72 158V159H71ZM88 158V159H87ZM107 158V159H106ZM131 160V162H132V164H134V165H136V166H134V165H130V164H128L127 166H128V168H127V166H123V165H120V164H124L125 165V163L127 164V163H131V162H129V161H122L121 162V160ZM138 158H140L139 160H138ZM156 158H154V159H156ZM197 158V159H196ZM264 158V157H263ZM4 159V160H3ZM35 159V160H34ZM67 159V160H66ZM101 159H103L102 161H100ZM109 159V160H108ZM120 159V160H119ZM149 159H151L150 161H152V162H150L149 161ZM181 159V161H185V162H188V163H186V167H190L188 164H190V165H192L193 166V168H196L195 170H197V171H195V170H192L193 168H190V171H189V175L191 176V178H189L190 176L185 172L186 170H184V169H182L183 167H182V163L181 164H175V162L176 161H178V160H180ZM193 159H196V160H198V161H194ZM220 159V160H219ZM245 161H247V160H250V162L249 161H247V162H249L251 165H249L247 162H243L244 160ZM247 159V160H246ZM258 159V160H257ZM11 160V161H10ZM37 160H38V163H37V165H36V162H37ZM48 160H50V161H48ZM72 160L74 161V162H72ZM81 160H83V161H81ZM88 160V161H87ZM116 160V161H115ZM134 160H135V163H134ZM145 160V161H144ZM188 160V161H187ZM217 160H219V162H217ZM260 160V161H259ZM264 160V159H263ZM13 161V162H12ZM24 161H26V162H24ZM28 161H30V162H28ZM35 162V164L34 163H32V162ZM66 161V164L64 163ZM100 161V162H99ZM103 161H104V163H103ZM111 162V165H110V167H108V165L110 164V162ZM112 161H114V162H112ZM118 161V163H120V164H117L116 165V163L115 162H117ZM142 161V162H141ZM150 163H149V162ZM193 161V162H192ZM255 161H257V162H255ZM53 162H56V163H60V164H56V163H53ZM79 162H80V166L82 167H80L79 166ZM137 162H140V163H138L137 164ZM144 162V163H143ZM185 162H183V163H185ZM195 163V164H192V163ZM212 162H214V163H212ZM10 163L11 164H13V165H10ZM20 163V164H19ZM52 163V164H51ZM70 163H72L71 164V167H69V169H68V167H67V165L68 164H70ZM85 165H84V164ZM90 163V164H89ZM98 163V164H97ZM100 163H103V165L102 164H100ZM107 163H109L107 166L105 165V164H107ZM146 163V164H145ZM150 165H149V164ZM152 163H158V164H153L154 166H152ZM205 163H206V165H205ZM209 163V164H208ZM210 163L212 164V165H214L213 167L214 168H210V166H212V165H210ZM19 164V165H18ZM28 164H29V166H28ZM55 165V167H53L54 165ZM173 164H175V166L174 167H171L170 165H172L173 166ZM263 164V163H262ZM2 165V166H1ZM60 165H62V166H60ZM65 165V166H64ZM72 165H74V166H72ZM88 165H91V166H88ZM94 165V166H93ZM97 165V166H96ZM178 165H180L181 167H179ZM209 167H208V166ZM19 166V167H18ZM23 166V167H22ZM34 166V167H33ZM57 166V167H56ZM68 166H70V165H68ZM86 166H88V167H86ZM100 166V167H99ZM129 166L131 167V168H129ZM135 168H134V167ZM151 166V167H150ZM157 166H163V167H161V168H159V167H157ZM183 166H185L184 164H183ZM194 166H196V167H194ZM204 166V168H206L207 167V169L210 171V172H208L207 170H205L204 169V171H203V169H202V167ZM251 166H253V167H251ZM5 167L8 169H5ZM18 167V168H17ZM21 167L22 168H24V169H21ZM26 167V168H25ZM59 167V168H58ZM83 167H84V170H83ZM92 167V168H91ZM106 167H107V169H110V171H112V172H108V173H110L109 174V176H108V178H106V174L105 173H102V172H105V170H106V173H107V171H109V170H107L106 169ZM124 167V168H123ZM152 167L155 169V168H157L156 169V171H157V173H158V171H160V172H162V176H160V177H157V176H159V175H157V173L156 172H153L154 170H152ZM185 167V168H186ZM215 167H216V169H215ZM254 167H256L255 169H256V171H258L257 173L254 171ZM30 168V169H29ZM32 168V169H31ZM41 168V169H40ZM51 168V169H50ZM55 168V169H54ZM67 168V169H66ZM73 168V169H72ZM92 169V171L90 170L89 171V169ZM150 168V169H149ZM13 169H15V170H13ZM64 169V170H63ZM74 169H75V171H74ZM101 169V170H100ZM114 169H115V171H114ZM120 169H122V170H124V171H121ZM132 169V170H131ZM159 169V170H158ZM198 169H199V171H198ZM212 169H215L216 171H217V173H216V171L215 170H212ZM263 169H264V167H263ZM23 170V171H22ZM38 170V171H37ZM68 170V172H66ZM71 170V171H70ZM82 170V171H81ZM130 170H131V172H130ZM139 170V171H138ZM146 170V171H145ZM161 170H163V171H161ZM73 171V172H72ZM88 171V172H87ZM97 171V173L96 174H98V175H96V174H94L95 172ZM121 171V173H119ZM136 171H138L137 173H139L140 172V175H141V177H143L144 176V178H141V179H143V180H141L140 179V176H139V174H137L136 173ZM166 171H168V173H170L171 172V174H169V175H171V176H168L166 173ZM188 171V170H187ZM191 171H195V172H191ZM207 171V172H206ZM38 172V173H37ZM70 172V176L69 175H67L68 173ZM83 172V173H82ZM86 172V173H85ZM93 172V173H92ZM101 172V173H100ZM145 172V173H144ZM159 172V173H160ZM164 172V173H163ZM207 173L206 175L204 174V173ZM4 173V174H3ZM7 173V174H6ZM48 173V174H47ZM53 173V174H52ZM72 173V174H71ZM80 173H82V175L80 174ZM88 173V174H87ZM107 173V174H108ZM114 173V174H113ZM131 173V174H130ZM175 174L176 176H172V174ZM192 173V174H191ZM195 173V174H194ZM211 173H215L218 177H219V179L218 178H216V177H214V178H216V179H214V178H212L213 176H215V175H211ZM39 174V175H38ZM74 174V175H73ZM105 175V176H103V178H101L100 176H102V175ZM154 174V175H153ZM164 174V175H163ZM193 174H194V176H196V178L193 176ZM201 174H203L204 175V177H205V179H202V177L203 176H201ZM66 177L65 179H64V177ZM66 175V176H65ZM84 175V176H83ZM86 175L88 176L87 178H86ZM100 175V176H99ZM128 175V176H127ZM153 175V176H152ZM155 175H157V176H155ZM165 175H167L168 177L167 178H169V177H174L173 179L174 180H176L175 182L170 178L169 180H172V182L174 183V184H176V182L178 183V185L176 184V185H172L171 184V182L170 181H168V179H166L165 178ZM259 175V176H258ZM98 178H97V177ZM119 176V177H118ZM136 176V177H135ZM138 176V177H137ZM179 176H181V178L179 177ZM201 176V177H200ZM62 178V180H64L65 182H62L61 181V179L60 178ZM75 177V178H74ZM112 177V178H111ZM114 177V178H113ZM4 178V179H3ZM40 178V179H39ZM48 178H50V180L48 179ZM53 178H56V179H53ZM68 178H70V180H68ZM84 178H86V179H84ZM99 178H101V179H99ZM135 178V179H134ZM160 178H162V179H160ZM179 178V179H178ZM225 178H227V179H225ZM229 178V179H228ZM38 179V180H37ZM66 179H67V182H66ZM107 179V180H106ZM113 181H111V180ZM123 179V180H122ZM134 179V180H133ZM138 179H140V180H138ZM178 179V180H177ZM191 179V180H190ZM195 179V180H194ZM199 179H201L202 180V182L204 181V183H201V181L199 180ZM208 179H210L211 180V182H210V180L208 181ZM220 180V181H229V182H227V183H229V185L232 183V182H235V183H232L231 185L233 186L232 188L235 190H232L233 192H234V194H233V192H231V190H230V188L231 187H229V186H227V189H226V185H224L225 184V182H220V181H218V180ZM230 179L232 180V181H230ZM30 180V181H29ZM40 180V181H39ZM102 180V181H101ZM105 180V181H104ZM121 180V181H120ZM152 180V181H151ZM160 180V181H159ZM163 180H166V181H168V183H170V184H168L167 182H163L164 184H162V186H158L160 183H162V181ZM183 180V181H182ZM188 180V182L186 183V181ZM195 182H194V181ZM215 182V183H218V185L216 184H214L213 183V181ZM38 181V182H37ZM42 181V182H41ZM58 181H59V183H58ZM61 181V182H60ZM74 181V182H73ZM97 181H99L98 183H99V185H98V183H96ZM104 181V182H103ZM108 181V182H107ZM110 181V182H109ZM130 181V182H129ZM179 181H180V183H179ZM218 181V182H217ZM35 182H36V184H35ZM79 182V183H78ZM112 182V183H111ZM132 182V183H131ZM139 182H141V183H146L145 185L143 184L142 186H141V183H139ZM191 182H193V184L195 185H193ZM49 183V184H48ZM53 183H55V184H53ZM76 183V184H75ZM108 183H110L109 185L111 186H109L108 185ZM118 183V184H117ZM200 184L199 186L198 185H196V184ZM210 183V184H209ZM219 183H222V184H219ZM243 185H242V184ZM28 184V185H27ZM30 184H32V188H30ZM41 184H42V186H41ZM68 184L69 185H71L73 188H74V190L72 191V189L73 188H70V189H68V187H70V186H68ZM131 184V185H130ZM150 184V185H149ZM166 184H168V185H166ZM190 184V185H189ZM211 184H214V186H216V187H214V186H211ZM239 184H241L242 185V187L239 185ZM63 185H65V186H63ZM83 185H84V187H83ZM103 185V186H102ZM117 185V186H116ZM118 185H120V186H118ZM122 185V186H121ZM124 185V186H123ZM137 185V186H136ZM172 185V186H171ZM203 185V186H202ZM105 186V187H104ZM108 186V187H107ZM127 186V187H126ZM166 186L168 187L167 189H166ZM194 186V187H193ZM219 186V187H218ZM44 189H43V188ZM63 189H62V188ZM65 187V188H64ZM117 187V188H116ZM124 187V188H123ZM136 187V188H135ZM139 187H142V188H139ZM150 187V188H149ZM162 187V188H161ZM165 187V189H164V191H162L163 190V188ZM181 187V188H180ZM201 187V188H200ZM205 187H208V188H205ZM214 189H213V188ZM220 187H222V188H220ZM224 187V188H223ZM239 187H241L242 189H239ZM244 187H246V189L244 190ZM256 187H258V188H256ZM48 188V189H47ZM107 188V189H106ZM110 188V189H109ZM116 188V189H115ZM123 188V189H122ZM134 188V189H133ZM139 188V190L137 191V189ZM160 188L162 189L161 191H160ZM180 188V189H179ZM220 188V191H222L221 189H223V190H225V191H222V192H219V190H217V189H219ZM260 188V189H259ZM40 189V190H39ZM61 189H62V191H61ZM118 189H120L119 190V192H117V190ZM175 189V190H174ZM199 189V190H198ZM215 189H216V192H215ZM230 191H229V190ZM237 189V190H236ZM259 191H258V190ZM261 189H263V190H261ZM44 190V193L42 192ZM55 190V191H54ZM60 190V191H59ZM89 190V191H88ZM106 190V191H105ZM127 190H129V192L127 191ZM133 190H135L134 192H133ZM178 190V191H177ZM202 190V191H201ZM261 190V191H260ZM2 191H3V193L5 194V195H3V193H2ZM54 191V192H53ZM124 191V192H123ZM146 191H149V192H146ZM177 191V192H176ZM228 191V192H227ZM31 192V193H30ZM52 192V193H51ZM62 192V193H61ZM71 192H72V194L73 195H75L74 196V198L72 199V198H70L71 196H73L72 194H71ZM105 194H104V193ZM116 192V193H115ZM131 192V193H130ZM160 192V193H159ZM174 192H176L178 195V197L176 196V193H174ZM179 192V193H178ZM195 192V193H194ZM200 192V193H199ZM210 192H213V193H210ZM218 192H219V194H218ZM223 192H226V193H223ZM87 193V194H86ZM115 193V194H114ZM122 193H123V195H122ZM149 193V194H148ZM160 195V197H159V195ZM181 193H182V195H181ZM216 193V194H215ZM235 193H237V194H235ZM63 195V196H61V195ZM86 194V195H85ZM88 194H90V195H88ZM109 194H111V195H109ZM121 194V195H120ZM125 194V195H124ZM128 194V195H127ZM169 194H171V195H169ZM175 194V195H174ZM208 194V195H207ZM228 194V195H227ZM240 194H242V196H244L243 198L245 199V200H247L248 202L246 203L245 202V200L243 199V198H240V197H238V195L239 196H241ZM260 194H261V196H260ZM2 195V196H1ZM7 195V196H6ZM9 195V196H8ZM92 195V196H91ZM98 195V196H97ZM106 196V195H108V196H106V197H104V196ZM115 195H117V196H115ZM4 196H5V198H4ZM125 196V197H124ZM149 196V197H148ZM151 196V197H150ZM166 196H168V197H166ZM209 196V197H208ZM216 196V197H215ZM260 196V197H259ZM46 197V198H45ZM58 197V198H57ZM66 197V198H65ZM99 197V198H98ZM115 197H117L116 199H113V198H115ZM124 197V198H123ZM175 197H177V198H175ZM180 197V198H179ZM206 197H208V198H206ZM221 197V198H220ZM238 197V198H237ZM257 197H259V198H257ZM2 198V199H1ZM46 199V201H45V199ZM69 198V199H68ZM76 198V199H75ZM98 198V199H97ZM109 198H111V199H109ZM126 198V199H125ZM128 198V199H127ZM135 198H136V200H137V204H136V201H134L135 200ZM147 198V199H146ZM165 198V199H164ZM179 198V199H178ZM185 198V199H184ZM190 198V199H189ZM228 198V199H227ZM229 198L231 199V198H235V200L233 199L232 201V203L230 204V201L231 200H229ZM67 199V200H66ZM122 199V200H121ZM130 199H132L131 201H130ZM163 199V200H162ZM177 199V201H175L174 202V200H176ZM206 199V202L204 201ZM213 199V200H212ZM227 199V200H226ZM237 199H240V204H241V202H242V207H238V210L236 209L237 207H236V205H238V200ZM254 199H258L257 201H259L258 202V204L254 201ZM52 200H54V201H52ZM63 202H62V201ZM74 200V201H73ZM84 200V201H83ZM111 200H113V201H111ZM115 200V201H114ZM119 200V201H118ZM209 200H211L210 201V203H209ZM219 200H221V201H219ZM251 200H253V201H251ZM67 201V202H66ZM110 201V202H109ZM139 201V202H138ZM146 201L148 202L147 204H145L146 203ZM166 201V202H165ZM202 201V202H201ZM213 201V202H212ZM224 201V202H223ZM6 202V203H5ZM60 202V203H59ZM85 202V203H84ZM119 202H120V205H119ZM132 202V203H131ZM134 202V203H133ZM157 202V203H156ZM188 202H189V204H188ZM228 202V203H227ZM251 202L252 203H254V204H251ZM65 203V204H64ZM71 205H70V204ZM80 203V204H79ZM108 203H109V205H108ZM111 203H112V205H111ZM116 203V204H115ZM202 203V204H201ZM206 203H208V205L206 204ZM227 203V204H226ZM250 203V204H249ZM67 204V205H66ZM128 204V205H127ZM133 204V205H132ZM134 204H136V205H139L138 207H136V208H134L133 206H136V205H134ZM150 204V205H149ZM186 204V205H185ZM246 204V205H245ZM262 204V205H261ZM10 205H12V206H10ZM48 205V206H47ZM152 205V206H151ZM165 205H168V208H167V206H166V208H165ZM175 207H174V206ZM198 205H199V207H198ZM224 205V206H223ZM230 207H229V206ZM234 205V206H233ZM248 205H249V207H248ZM251 205H253V206H251ZM258 205V206H257ZM6 206H7V208H6ZM10 206V207H9ZM16 206V207H15ZM66 206V207H65ZM73 208H72V207ZM118 206H121L120 208H117ZM130 206V207H129ZM142 206H144V208L145 207H148V209L146 210V209H143V207ZM173 206V207H172ZM180 208H179V207ZM190 206V207H189ZM207 206V207H206ZM208 206H210V207H208ZM255 206V207H254ZM263 206V207H262ZM71 207V208H70ZM129 207V208H128ZM141 207V208H140ZM150 207V208H149ZM164 207V208H163ZM171 207V208H170ZM183 207V208H182ZM196 207V208H195ZM255 209H254V208ZM41 208V209H40ZM106 208V209H105ZM154 208V209H153ZM170 208V209H169ZM193 208V209H192ZM222 208V209H221ZM227 208V210L226 211H228V212H225L224 210ZM230 208V209H229ZM239 208H241L240 209V212H239ZM247 208V209H246ZM253 208V209H252ZM5 209V210H4ZM9 209V210H8ZM11 209V210H10ZM28 209V210H27ZM59 209H60V211H59ZM64 209H66L65 211H64ZM72 209V210H71ZM109 209V210H108ZM134 209H136V210H134ZM141 209V210H140ZM156 209V210H155ZM168 210L167 212H168V214H169V212H171V215L169 214V216L170 217H168V214H165V213H167L166 212V210ZM171 209H173V210H171ZM174 209H176L175 211H174ZM208 209V210H207ZM229 209V210H228ZM245 209V210H244ZM248 209H249V211H248ZM13 210V211H12ZM38 210H39V213H38ZM116 210H117V212H116ZM149 210H151V211H149ZM165 210V211H164ZM187 210V211H186ZM213 211V212H210V211ZM218 210V211H217ZM221 210V211H220ZM236 210V211H235ZM242 210H244V212H242ZM44 211V212H43ZM68 211V212H67ZM132 211V212H131ZM183 211H185V212H183ZM204 211H205V213H204ZM250 211H252L255 215V217H256V220H254V218H252V216H250V215H253V213L252 212H250ZM13 212H15V214L17 213V215H15ZM81 212H83V213H81ZM113 212H115V213H113ZM135 212V213H134ZM144 212H146V213H144ZM174 212V213H173ZM178 212V213H177ZM225 212V213H224ZM250 212V213H249ZM132 213H134L135 214V216L136 217H133L134 215L132 214ZM142 213H144V215L142 214ZM177 213V214H176ZM194 213V214H193ZM226 213H227V215H226ZM232 213V214H231ZM244 213H248V215H246V214H244ZM2 214V215H1ZM11 214V215H10ZM83 214H85V215H83ZM129 214H131V216H129ZM147 214V215H146ZM184 214H185V216H187V217H185L184 216ZM216 214V215H215ZM238 215V216H241L243 219L245 218V217H243L244 215L245 216H248V218H245L244 220H246L245 221V223H244V221L242 220V218L241 217H239V219H241V220H239L240 222H239V224L237 223L238 222V220H236V219H238L237 217L238 216H236V215ZM9 215V216H8ZM49 215H50V217H49ZM54 215V216H53ZM68 215V216H67ZM77 215V216H76ZM87 215V216H86ZM175 215H176V217H175ZM204 215V216H203ZM235 215V216H234ZM261 215V216H260ZM16 216H18V219L17 220H15V218H16ZM45 216V217H44ZM78 216H80L79 218H78ZM161 216V217H160ZM180 216V217H179ZM189 216V217H188ZM213 216H215L216 218H213ZM233 216V217H232ZM58 217V218H57ZM97 218V219H95V218ZM128 217H130V218H128ZM145 217V218H144ZM152 217V218H151ZM186 218V219H184V218ZM208 217H210V218H208ZM228 217L230 218V219H228ZM250 217V218H249ZM2 218V219H1ZM87 218V219H86ZM100 218H102L101 220H99ZM111 218V220H110V222H109V219ZM142 219V220H140V219ZM149 220H148V219ZM169 218H170V220H169ZM173 220H172V219ZM223 218V219H222ZM235 219L234 221L235 222H233V220L232 219ZM258 218V219H257ZM263 218V219H262ZM81 219V220H80ZM83 219H85V221L83 220ZM104 219V220H103ZM129 219V221H127ZM151 219V220H150ZM174 219H176V220H178V222H179V225L178 226H176V228H175V226H174V224H176L177 222H176V220H174ZM180 219V220H179ZM249 219V220H248ZM20 220V221H19ZM48 220V221H47ZM50 220V221H49ZM52 220V221H51ZM135 220V221H134ZM193 220H196V222L195 221H193ZM226 220V221H225ZM16 221V222H15ZM81 221V222H80ZM94 221H96V223L94 222ZM107 222L106 224H107V226H109L110 228H107V226L105 225V227H104V224L105 223H103L102 224V222ZM133 221V222H132ZM136 221H140L139 223H136ZM160 221V222H159ZM161 221H163V222H161ZM237 221V222H236ZM252 221V222H251ZM263 222V223H261V225H260V223L259 222ZM84 222H85V224H84ZM113 222V223H112ZM129 222V223H128ZM132 222V223H131ZM155 222V223H154ZM173 222V223H172ZM175 222V223H174ZM224 222V223H223ZM227 222V223H226ZM229 222V223H228ZM241 222H243V223H241ZM249 222V223H248ZM250 222H251V224H250ZM256 222H257V224H256ZM17 223H20V224H17ZM81 223H82V225H81ZM126 223H128V224H126ZM159 223V224H158ZM180 223H182V224H180ZM191 223H193V224H191ZM194 223H196V224H194ZM235 223H237L236 225H235ZM15 224H17V225H15ZM23 224V225H22ZM92 224H94V225H92ZM96 224V225H95ZM97 224H100V226L98 225L97 226ZM102 224V225H101ZM110 224V225H109ZM130 224V225H129ZM134 224H136V225H134ZM144 224H146V225H144ZM153 224H155V225H153ZM156 224H158L159 225V227H158V225H156ZM170 224H172L171 226L173 227H171L170 226ZM191 224V225H190ZM199 225V227H196V226H198ZM229 225V227H231V228H227V229H229V230H224L223 229V227L225 228V226L226 225ZM241 224V225H240ZM249 224V225H248ZM263 224V225H262ZM18 225L20 226V227H18ZM37 225V226H36ZM92 225V226H91ZM131 225H133V226H135V227H132ZM154 227H153V226ZM246 226V227H243V226ZM255 225V226H254ZM6 226V227H5ZM94 226V227H93ZM132 228H135V229H131V227ZM149 226V227H148ZM156 226V227H155ZM235 226V227H234ZM253 228H252V227ZM259 226V227H258ZM18 227V228H17ZM90 227H93V229H91ZM100 227V228H99ZM151 227V228H150ZM226 227H228V226H226ZM238 229L239 230V228H240V230L239 231H235V233H234V235H236V237H239V232L241 233V235H240V237H242V239L240 238L239 239V241H241L240 242V244H238L239 242H238V240L236 241V240H234V242L233 243H235V242H238V243H235L236 245H237V247L239 246L240 248H237L236 247V245H235V247H236V252H233L232 251V248L231 247H233L234 248V246L232 245L231 247L230 246H227V245H221L220 243L221 242H223L222 244H224V243H226V241L224 240H220L219 238L220 237H218V236H220L221 235V239H224L223 237H224V235L225 234H227V236L228 235H231L230 233H232V231H234L235 229ZM238 227V228H237ZM249 227V228H248ZM254 227H256V229L254 228ZM260 227H262V228H260ZM28 228V229H27ZM96 228V229H95ZM105 228H107L108 230H106ZM141 228H143V229H141ZM160 228H161V230H160ZM166 228V229H165ZM178 228H181V229H179V230H177V231H175V232H178L179 231V233H175L172 229H174V230H176V229H178ZM197 228V229H196ZM257 228H259L261 231H259L260 233H256V231L255 230H257ZM15 229V231H13ZM87 229V230H86ZM99 229V230H98ZM102 229H105V231L106 232H104ZM149 229H151V230H149ZM154 229V230H153ZM183 229V230H182ZM207 229V230H206ZM220 230V231H217V235H216V231L215 230ZM247 229V230H246ZM258 229V230H259ZM43 230V231H42ZM95 230V231H94ZM135 232V231H137V233L135 234V233H133V231ZM143 230V231H142ZM181 230V231H180ZM195 230L198 232L197 234H194L195 233ZM200 230V231H199ZM223 230V231H222ZM248 230H250V231H248ZM252 230H254V231H252ZM41 232V233H37V232ZM89 231V232H88ZM100 231V232H99ZM107 231H109V233H107ZM138 231L139 232H141V233H143V234H141L142 236H140V234H138ZM183 231H185L184 233H183V236H182V233L181 232H183ZM208 231V232H207ZM230 231V233L228 234V232ZM243 231V232H242ZM252 231V232H251ZM46 232V233H45ZM94 232V233H93ZM98 234V236H97V234ZM149 232V233H148ZM150 232H154V233H150ZM160 232V233H159ZM172 232H174V233H172ZM187 232V233H186ZM210 232H213V233H210ZM237 232V233H236ZM248 232V233H247ZM17 233V234H16ZM89 233V234H88ZM93 233V234H92ZM133 233V234H132ZM211 234V235H207V236H209V238H208V240H207V236H206V234ZM247 234V235H243V234ZM253 233V234H252ZM93 236H92V235ZM94 234H96V235H94ZM103 234H105V235H103ZM155 234V235H154ZM162 234H164L163 236H166V237H164V239H162V238H160V237H162ZM169 234V235H168ZM173 234H175V235H173ZM223 234V235H222ZM251 234V235H250ZM261 234V235H260ZM30 235V236H29ZM40 235V236H39ZM157 235V236H156ZM177 235H179V237H181V238H179L180 239V241H178V236ZM185 235H186V237H185ZM243 235V236H242ZM28 236V237H27ZM146 236L147 237H149V239L148 238H146ZM156 236V237H155ZM196 236V237H195ZM227 236H225V239L227 238ZM253 237V238H256V240H253L252 238H250V237ZM140 237V238H139ZM151 237L153 238V237H155V239L153 238L152 240H151ZM173 239H172V238ZM182 237H185V238H182ZM188 237H189V239H188ZM204 237H206L205 239H204ZM210 237H213V238H210ZM235 237V238H236ZM252 239L251 241H249L250 239ZM100 238H101V240H100ZM144 238H146V239H144ZM169 238H171V239H169ZM196 238V239H195ZM217 238V239H216ZM229 238H233V234L229 237ZM229 238H227V239H229ZM247 238H248V240H247ZM29 239V240H28ZM97 239H99V240H97ZM182 239L184 240V239H187L186 241H182ZM219 239V240H218ZM226 239V240H227ZM137 240H141L142 242H140L142 245H143V250L141 249L142 247H140L141 245L140 244H138V241ZM145 240V241H144ZM147 240H149V241H147ZM162 240H165V242L164 241H162ZM169 240V242H167ZM190 240H192L191 242H190ZM205 240H207L206 242V245H205V247H204V243H205ZM214 240L216 241V242H214ZM247 240V241H246ZM92 241H97V242H94V244H91V242ZM135 241H137V243L135 242ZM156 241H158L157 243H156ZM196 241V242H195ZM220 243H219V242ZM229 241V240H228ZM230 241H233V240H230ZM255 241H257L258 242V244H256V242ZM150 242V243H149ZM184 242V243H183ZM191 244H190V243ZM244 242H245V244H244ZM248 242L250 243V245L248 244ZM93 243V242H92ZM138 244L137 246H139V247H136V246H134V244ZM168 243V244H167ZM256 245H255V244ZM4 246H3V245ZM135 244V245H136ZM228 244L230 245L231 243H229L228 242ZM264 244V243H263ZM150 245V246H149ZM180 245V246H179ZM212 245V246H211ZM247 245H249V246H246ZM254 245V246H253ZM184 246V247H183ZM139 248L138 249V251L141 249L142 250V252H146V255L144 254L143 255V253L141 252V251H139V253L137 252V250L135 249V248ZM144 247H146L145 249H144ZM183 247V248H182ZM204 247V248H203ZM226 247V248H225ZM148 248V249H147ZM154 248H156V249H154ZM223 248V249H222ZM231 250H230V249ZM7 249V250H6ZM22 249V250H21ZM132 249H134V250H136V252L135 251H132ZM151 249V250H150ZM174 249V251L175 252H177V254L176 253H174V251H172ZM195 249H198V250H200L199 252H197V251H195ZM204 249H206V250H204ZM225 249V250H224ZM14 250V251H13ZM16 250V251H15ZM152 250H154L153 252H155V253H151V254H149V253H147V251H151L152 252ZM230 250V251H229ZM234 250V249H233ZM234 250V251H235ZM9 251V252H8ZM194 251L196 252V253H194ZM261 251H263V252H261ZM20 252V253H19ZM28 252V253H27ZM172 252V253H171ZM90 253H92V254H90ZM134 253H137V256H138V258H137V256H134L135 254ZM156 253H158V254H156ZM198 253H199V255L200 256H198ZM202 253V254H201ZM9 254V257H7V255ZM28 254H31V256L30 255H28ZM60 254H62L61 256H60ZM95 255V257H94V255ZM102 254H105V255H103V256H100V255H102ZM149 254V255H148ZM161 254V255H160ZM194 254H197L196 256H194ZM208 254H210V256L208 255ZM263 254V255H262ZM26 255V256H25ZM71 255V256H70ZM140 255V256H139ZM153 255H157V257L156 256H153ZM162 255H164V256H162ZM203 255H204V257H203ZM53 256H55V257H53ZM60 256V257H59ZM64 256V257H63ZM69 256V257H68ZM77 256H80V259H78L79 257H77ZM92 256V257H91ZM151 256H153V257H151ZM160 256V257H159ZM167 256H169V257H167ZM198 256V257H197ZM263 256V257H262ZM10 257H12L11 259L12 260H10ZM16 257V258H15ZM74 257V258H73ZM83 257V259H81ZM141 259H140V258ZM143 257V258H142ZM166 257L168 258V259H166ZM206 257H208L207 259H206ZM50 258L51 259H53V260H50ZM61 258V259H60ZM89 258L90 259H92V260H90L89 261ZM98 258H101L100 260H101V262L98 260ZM157 258V259H156ZM162 258V259H161ZM216 258V259H215ZM220 258V259H219ZM9 259V260H8ZM105 259V260H104ZM199 259V260H198ZM229 259V260H228ZM231 259V260H230ZM60 260H62V261H60ZM70 260V261H69ZM74 260H75V262H74ZM95 260V261H94ZM136 260V262H134ZM143 260V261H142ZM153 260V261H152ZM168 260L170 261V263H168ZM209 261V262H205V261ZM8 261H9V263H8ZM19 261V262H18ZM30 261V262H29ZM61 263H60V262ZM69 261V262H68ZM87 261V262H86ZM103 261V262H102ZM146 261V262H147ZM215 261V262H214ZM263 261V262H262ZM24 262V263H23ZM71 262V263H70ZM92 262V263H91ZM104 262H107V263H104ZM108 262H112V263H108ZM138 262V263H137ZM217 262V263H216ZM146 264H149V263H146Z\"/></svg>","mask_w":264,"mask_h":264},{"label":"bare ground","instance_id":"bare-ground-1","mask_svg":"<svg viewBox=\"0 0 264 264\" xmlns=\"http://www.w3.org/2000/svg\"><path fill=\"white\" fill-rule=\"evenodd\" d=\"M23 1V3H19V2H17V0L16 1H14L13 0V2H17V3H19V4H15L14 3V5H13V9L12 8H9V10L11 11V9L13 10V11H15L16 13V16L14 15H11V17L13 16V17H15L14 19L15 20H17L18 22H17V24L16 23H14V22H16L15 20H11L12 18H9V20H11L10 22H8V20L6 21L5 19H7V18H4L3 19V22H2V20H0V24L2 23V25L4 26V23H5V21L6 22H8V26H10V28L8 27V30L10 31V32H12V33H8L9 35H7V32H6V34L5 35H7V37H9L10 36V43H12V42H14V41H16V42H14V44L15 43H17L16 45H17V47H16V45H14V46H12L13 44H10L9 43V41H8V38H7V41H4V42H2V43H6L5 44V46H4V44H2V43H0V44H2V45H0V51L2 52V53H5V52H7L6 54H5V56H2L3 58L4 57H6V56H12V57H10V58H5V60L7 59V61L8 62H10V63H12V64H9V63H5L4 65H5V67H3L7 72H4L8 77H9V80L11 79V81L12 82H10L9 84H12L11 86L12 87H10V85L9 84H7L8 83V81H7V83H6V87H1V85H0V94L1 95H4L5 93H6V91H10L8 94H9V96H10V98L11 99H9V98H7V95L6 96H0V100L1 99H3L4 97H6L7 98V100H9V102H12V103H10V104H8V106L9 105H11V104H13V102H17V100L15 101V100H13V98H15V99H17V97L21 94V93H24V91L26 92L24 95H26V96H20L21 98H23V97H25V98H23V100L21 99V100H19L16 104H17V106H16V104L14 103L13 105H12V107H14V108H10V107H8L7 105H5L6 104V102H4L5 104L4 105H2V103H0L1 104V106H2V110H5L7 113L6 114H8V116L7 117H9L10 115L12 116H15V113L17 114V115H19V116H15V118H13V117H11L10 116V119L9 118H7V121L9 122L10 120H13L12 122H13V124L12 123H10L9 124V126H11L12 128H13V130H12V133H14L15 134V132H16V134H20L19 132H17L18 130H19V128L17 129V128H14L13 127V125L14 126H16V127H19L20 126V122H24V118L25 117H23L22 116V114H23V112L22 111H24V109L26 110V111H24V112H27V111H31V112H33L34 111V109H35V111H34V113H36V112H38V110H40L41 108H43V110L45 109V111H43L44 113H46L47 112V114H44L43 112L42 113H39V115L38 114H36V116H42L41 118L43 119H41V121L42 122H44V121H46V122H44V123H47V124H45V126H44V130L45 129H49L48 127H46L47 125H48V121H50L49 119L52 117V119H57V120H53L52 122H53V124H58L59 122V124H62V127L61 126H59V127H57L58 129H60V127H61V129H60V131L63 129V126L64 125H66V126H68L67 128H64V129H68V130H70V128L71 129H73V130H70V133H74L73 135H75L76 134V132H75V129H77L78 131H80V132H82V134L79 132V133H77V134H80V137H82V138H84L85 140H83V142H81V140L79 141L80 142V144L82 145L83 143H84V145H85V143H86V141H88V145H90V146H92L91 148H93V145H95V144H97V145H100L101 147H102V144H105V146L107 145V147L109 148V147H112V146H110L111 144H110V142H112V140H114V136L115 137H117L116 135H118V134H116L115 132H113V133H111V131H109V133L110 134H114L113 135V137H112V139H111V137L109 136V135H107V132H108V130H105L104 128L107 126V127H109L110 125H112L113 126V124L111 123L110 124V122H112L113 121V123H118V120L117 119H119V118H117L120 114H122V116H123V118H121V121H123V122H125L126 121V124H127V121H129L128 119L127 120H124L125 118V116H130L131 114L129 113V111L128 110H126L125 109V106L127 105L126 103H128V101L130 100V98L131 97H133L132 99L133 100H130L131 102H134L135 104H138L137 106H139V104H142L143 106H139L140 108H138L139 110H144V108H146V109H149L148 107H147V105H146V103L147 102H144V100L143 99H146L145 101H151V100H153L152 98L155 96V94H154V96L152 97V95H151V93H150V91H149V93H144V90H147L149 87L148 86H150V85H153V84H155V85H159L158 83H155V82H152L150 79H152V77H150V79H148L149 77L147 76V73H148V75H149V71L147 72V73H145L146 71H147V69L145 68L146 66H148V64H150L149 62H147V61H149V60H147V58L145 57V58H143L142 57V59H138V58H135V52H139L140 53V51L139 50H141L142 52H143V49L144 50H146L145 48H144V45H138V43H136V45L135 46H138V47H134L133 48V44L135 43V42H133L132 43V47H131V45H128V44H130L129 42H123V40L120 42H114L115 41V37H117V35L116 34H119L120 33V36L121 35H123L124 34V32H116V30H119L116 26L114 27V24H111V22H110V19L108 18V17H110L109 16V13H105L104 12V10L102 9V6L103 5H107V4H112V3H115V4H117L116 2H117V0H82L81 2H80V0H21V2ZM120 1V0H119ZM136 1V3H138V4H140L141 3V1L142 0H135ZM147 1H149V0H147ZM146 0L143 2V4H145V2H147ZM80 2V3H79ZM123 3L122 5L124 6V7H126V8H128L129 7V4L130 5H132L133 3H130V2H133V0H121L120 1V3ZM119 3V2H118ZM21 4V5H20ZM22 4H25V5H22ZM12 5V4H11ZM18 5H20V6H18ZM121 5V4H120ZM121 5V6H122ZM147 6L145 7V11L147 12L146 14H148V15H154V13H155V15L154 16H156V15H159V14H161V12L162 11H169V13H170V16H169V21L171 22V24H175V25H177V27H180V28H182V29H179L180 31H181V33L183 32V28H186V29H184V30H187V28L189 29L190 27H191V25L193 26V28L191 29V30H188V31H192L193 29L195 30L194 32L192 31L191 33H190V35H187L186 37H188V39H189V41H187V43H186V41L185 42H177L176 40H174V41H172V40H169L168 41V43L164 46V51H177V50H181V52H184L183 50H184V48H188L187 47V45L188 46H191V48H192V51H190L191 53L190 54H192L194 57L196 56V54H199V52H201L200 53V57H202V55L204 56V54H205V56L206 55H208L209 56V52L211 53V52H214V51H212V50H215V49H217V48H215V47H213V49L211 48V47H209V46H212V43H214L213 45L215 46H220V45H222V46H224V47H229V46H231V47H233V49L234 48H236V43H244L245 45H246V42H247V44L249 43H251L250 45V47H249V51H251V50H254V51H256V50H258V49H260L261 51H256V53L257 54H259L258 52H260L261 54H263L264 55V48L263 49H261V48H258V46L259 45H261V46H264V0H151V2H149V4H146ZM151 5H152V7H151ZM145 5H143V7H144ZM149 10V11H148ZM13 11L11 12V13H9V14H12L13 13ZM144 11V12H145ZM155 11V12H154ZM3 12H5L4 11V9H3ZM9 12V11H8ZM17 12H18V14H17ZM156 12L158 13V14H156ZM197 14H196V13ZM198 12H199V17L197 18V17H195L196 15H198ZM1 13H2V10H1ZM196 14V15H194L193 16V14ZM201 13H204V15L205 14H208V18L206 19V17L204 18V17H200V16H202L201 15ZM5 14V13H4ZM180 14H182V15H180ZM147 15V16H148ZM151 15V16H152ZM2 16H4L3 14H1V19L3 18ZM151 16L149 17V18H151ZM153 16V17H154ZM209 16H211V17H209ZM5 17V16H4ZM16 17H17V19H16ZM213 17V18H212ZM200 18V20H201V18H203V19H206V20H202L201 22H200V20H198ZM212 18V21L211 20H208V19H211ZM5 20V21H4ZM25 20V21H24ZM24 21V22H23ZM111 21H113L112 20V18H111ZM204 21V22H203ZM211 21V22H210ZM13 22V23H12ZM9 23H10V25H9ZM23 23H24V25H23ZM16 26H15V25ZM13 25H14V27H13ZM113 25V26H112ZM175 25H171L172 27H175V29H177L178 30V28L175 26ZM2 27V26H1ZM4 27H6V25L4 26ZM13 27V28H12ZM114 27V28H113ZM27 28V29H26ZM115 28H117V29H115ZM169 28H170V26H169ZM1 29V28H0ZM14 29V30H13ZM173 30L174 32H172V30H170L172 33H174V34H171V36L170 35H168V38L170 39V38H172V37H175L176 38V34L178 35V33H180V31H177V30ZM121 31V30H120ZM176 31L178 32V33H176ZM243 31V32H242ZM170 32V33H171ZM2 33V32H1ZM13 33H15V34H13ZM17 33H21V34H17ZM25 33V34H24ZM167 33H169V31L167 32ZM169 33V34H170ZM189 33V32H188ZM15 35L14 37L12 36L11 37V35ZM17 34V35H16ZM193 34V35H192ZM215 36H214V35ZM2 35V34H1ZM22 35V36H21ZM25 35V36H24ZM116 35V36H115ZM125 35V34H124ZM19 36L21 37V38H19ZM26 37L25 38V40H22V39H24V37ZM115 36V37H114ZM192 36V37H191ZM212 36L214 37L213 39H211L212 38ZM216 36H218V37H220V39H222L223 38V41L221 40L220 42H221V44L219 43V45H217V44H215V43H218V42H215L216 40H220L219 38L217 39L216 38ZM2 37V36H1ZM17 37H18V39H17ZM5 38V37H4ZM13 38V39H12ZM114 38V39H113ZM167 38V39H168ZM175 38H173V39H175ZM180 38H181V36H180ZM185 38V37H184ZM210 38V39H209ZM125 39L126 40H128V38H126L125 37ZM133 39V38H132ZM131 39V40H132ZM182 39V38H181ZM216 39V40H215ZM244 41H246V42H244ZM114 40V41H113ZM130 39H129V41H131ZM212 40L214 41V42H212ZM21 41H23L22 43L23 44H21ZM116 41H118V40H116ZM132 41H134V40H132ZM131 41V42H132ZM191 41V42H190ZM205 41H207V42H209V43H206ZM225 42V43H224ZM226 42H228V43H226ZM229 42H231L230 44L231 45H228L229 44ZM27 43H29V44H27ZM118 43V44H117ZM185 43V44H184ZM223 43V44H222ZM238 43V45H239V47H237V49H235V50H238V51H233V54H234V58H238V57H241V56H244L245 54L247 55V56H245V57H249V55L247 54V52H246V49L245 48H243L242 46L243 45H241V44H239ZM9 46H8V45ZM19 44H20V46H19ZM170 45V46H169ZM199 45H202L203 47H204V45H206L205 46V48H203L202 46H199ZM207 45H209V46H207ZM3 46H4V48H3ZM6 46H7V49H6ZM27 47V49H28V47L30 48V51L32 52H28V59H25V60H22V59H20V58H22V56L19 58L20 59V63H19V61L18 60H14V54L12 55V54H10L9 55V53H17L16 55L18 56V52H17V50L19 51V50H25V51H28V50H26V49H21V48H26ZM247 47H248V45H246ZM255 46H257V47H255ZM8 47H10V49L8 48ZM19 47V48H18ZM138 48V49H137ZM140 48H142V49H140ZM190 48V47H189ZM215 48V49H214ZM239 48V49H238ZM252 48H255V49H252ZM257 48V49H256ZM4 49V50H3ZM15 49H17V50H15ZM134 49H137V51H133ZM200 49H202V50H200ZM242 49H244V50H242ZM3 50V51H2ZM7 50V51H6ZM15 50V51H14ZM191 50V49H190ZM242 50V51H241ZM9 51V52H8ZM188 51V50H187ZM207 51H208V53H207ZM253 51V52H254ZM263 51V52H262ZM20 52V51H19ZM22 52V51H21ZM24 52V51H23ZM22 52V53H23ZM132 53V54H130V53ZM141 52V53H142ZM147 52V51H146ZM177 52H179V51H177ZM196 52V54H194ZM204 52H206V53H204ZM236 52H238V53H236ZM241 52H243V54L244 55H239V56H237L238 54H241ZM253 52H251V54H253ZM25 53V52H24ZM126 53H128V55L126 54ZM139 53H136L137 55L139 54ZM203 53V54H202ZM235 53H236V55H235ZM144 54V55H143ZM143 54H141V55H143V56H145V52H143ZM256 54V55H257ZM261 54H259L258 56H256V57H258V60L260 59H262L261 57H264L263 55H261ZM1 55V54H0ZM125 55L126 56H129V57H131V55L133 56V58H130L129 59V57H126L125 58ZM208 56H206V58L205 57H203V58H200V60H202L201 61V64H203V65H201L200 64V69H199V71L201 72V71H203L202 73H204V71H206V76L207 75H209V68L208 69H206L204 66H206V67H208L207 66V63H206V61H207V59H209V58H207ZM1 57V56H0ZM252 58L254 57V56H251ZM13 58V59H12ZM205 58V59H204ZM250 58V57H249ZM248 58V59H249ZM8 59H10V61L8 60ZM17 59V58H16ZM24 59V58H23ZM125 59V61H123ZM147 61H146V60ZM251 59V58H250ZM254 59V58H253ZM14 60V61H13ZM22 60V61H21ZM129 60V61H128ZM134 61V62H130V61ZM142 60V63L144 62V60L147 62V63H143L142 65L144 66V65H146V66H144V67H141V68H145L142 72H143V76L145 75V76H147L148 78H146L145 76V78H142L143 76L142 75H140V76H142V77H139L140 79H142V81H143V83H144V81H147V82H149L148 80H150L151 82H149V84L148 83H146L147 84V86H144V85H141V87H139L140 89H143V90H135L134 88H130V89H128L125 85H123L124 84V81L123 82H121V79L120 78H116V77H118L120 74H121V70L123 71L126 67H127V65L125 66V64H132V65H129V66H131L130 68H132L133 67V65L135 64L136 65V63H138L139 61H141ZM203 60H205V61H203ZM7 61H5V62H7ZM138 61V62H137ZM264 58L262 59V61H260V62H262L263 64H264ZM14 62H16L18 65H16V63H14ZM124 63V65L122 64V63ZM136 62V63H135ZM200 62V61H199ZM235 62H237L236 64H235V66H234V71H237V64H238V61H237V59H235V61H234V63ZM94 63H96V65L98 64V65H101L102 67H103V69L102 70H105L106 68L105 67H107V69H109L110 67V69L109 70H105V71H101V69L99 70V67L101 68V66H95V64ZM141 63V62H140ZM9 64V66L7 67V65ZM104 64H106V65H104ZM120 64V65H119ZM4 65H2V66H4ZM110 65H112L113 66V69H112V66H110ZM121 65H123V66H121ZM141 65V64H140ZM110 66V67H109ZM124 66H125V68H124ZM203 66V67H202ZM264 66V65H263ZM7 67V68H6ZM95 67V68H94ZM96 67L98 68V69H96ZM117 67V68H116ZM123 67V68H122ZM136 67V66H135ZM134 68V67H133ZM202 68H205V69H203L202 70ZM1 69V68H0ZM111 69H112V71H111ZM114 69H116V70H114ZM117 69H120V70H117ZM97 70H98V72H97ZM1 71H2V69H1ZM23 71H26L27 73H28V75H30L28 78L26 77V75H24V74H27L26 72L23 74L22 72ZM100 71L102 72V73H105V74H107L106 75V77H105V75L103 76V74H101L100 73ZM118 71V72H117ZM145 71V72H144ZM69 72H71V74L69 73ZM250 72V74L252 75L253 73H251V71H249ZM68 74V76H70V75H72L73 73H78V75H80L79 76V79H74V80H65V75H67ZM82 73V74H81ZM119 73V74H118ZM145 73V74H144ZM247 72L245 71V74H246ZM84 74V75H83ZM90 74H92V75H94V76H96L95 78L92 76V75H90ZM99 74H101L102 76H100ZM151 75H152V73H150ZM205 74V73H204ZM248 74V73H247ZM250 74H248V76H250ZM89 75L90 76H92V78H90L89 77ZM62 76H64V78L62 77ZM72 76H75V74H73ZM71 76V77H72ZM76 76H77V74H76ZM86 76H88L87 78H86ZM204 77L203 75H200V77ZM255 75H253V76H251V78L252 77H254ZM26 77V78H25ZM58 77H60V78H58ZM85 77V78H84ZM262 77H264V76H262ZM98 78V79H97ZM206 78V77H205ZM21 79V80H20ZM27 79H30V82H28V83H30L29 84V86H27L28 85V83H27V81H29V80H27ZM80 79H87V80H85L84 82H83V80H80ZM93 80V81H91V80ZM96 79V80H95ZM143 79H145V80H143ZM23 80V81H22ZM63 80V81H62ZM97 80H99V81H97ZM250 80H252V79H250ZM263 80H264V78H263ZM16 81H17V83H16ZM20 81V82H19ZM95 81H97V82H95ZM141 81V80H140ZM254 81V80H253ZM252 81V82H253ZM262 81V80H261ZM27 84H25V83ZM32 82V83H31ZM62 82H64V83H62ZM190 82V81H189ZM204 83V85L206 86L207 84H205V81H203ZM249 82V81H248ZM264 82V81H263ZM20 83H22V84H24V87L25 86H27L26 88H24L23 87V85L22 84H20ZM150 83H152V84H150ZM255 83V82H254ZM20 85L21 87H23V88H21V87H19L18 85ZM188 84H190V83H188ZM203 84L201 83V86H203ZM7 85L10 87H8L10 90H6V89H4V88H7ZM62 85V86H61ZM196 85H198V86H200L199 84H196ZM195 85V86H196ZM255 85V84H254ZM3 86H5V85H3ZM31 86H33V89H35L33 92L31 91V89H32V87ZM41 86H44V87H42V88H40ZM66 86V87H65ZM124 86H125V88H124ZM154 86V85H153ZM193 86V85H192ZM200 86V87H201ZM15 87H18V88H15ZM63 87V88H62ZM144 87V88H143ZM152 87V86H151ZM204 87V86H203ZM251 87L254 89V87H253V85H251ZM251 87H249V88H251ZM1 88H2V92H3V89L5 90V93L3 92V94L1 93ZM7 88V89H8ZM19 88H21V92H19V91H17ZM29 88V90H27ZM37 88V89H36ZM44 88V90H39V89H43ZM145 88H147V89H145ZM158 88V87H157ZM256 88H257V86H256ZM259 88V87H258ZM257 88V89H258ZM13 89H15V90H13ZM17 89V90H16ZM63 91V93L65 94V93H67L66 95H64V94H62L60 91L61 90ZM126 89H128V90H126ZM199 89H201V88H199ZM207 89V88H206ZM264 88H262V90H263ZM12 90V91H11ZM68 90V91H67ZM130 90V91H129ZM150 90H151V88H150ZM193 90H194V86H193ZM196 90V89H195ZM251 90V89H250ZM259 90H260V88H259ZM38 93V94H40V92H41V97L39 98V99H37V96H38V94L36 93V92ZM38 91H40V92H38ZM44 93H43V92ZM55 94V95H57L56 97H58L57 98V100H56V97H54L53 96V93ZM67 91V92H66ZM129 91V92H128ZM133 91V92H132ZM135 91H139L138 93L137 92H135ZM147 91V92H148ZM155 91H157L158 92V90H156V87H155V90L153 89V91H151L152 93H154ZM204 91V90H203ZM203 91L201 92V93H203ZM252 91V90H251ZM264 91V90H263ZM262 91V92H263ZM18 92V94H13V93H17ZM28 92V93H27ZM32 93L31 95H30V93ZM48 92V93H47ZM197 92V91H196ZM195 92V94H198V93H196ZM199 92H200V90H199ZM205 92V91H204ZM218 92H220V91H215L214 90V92L213 93H218ZM253 92V91H252ZM254 92H257L256 90L254 91ZM262 92H259V95L260 96H258V97H261L262 96V98H264V96H263V94H262ZM46 93V94H45ZM129 93H132V94H129ZM156 93V92H155ZM207 93H208V90H207ZM261 93V94H260ZM13 96V95H15L14 97H12L11 95ZM34 94H37L36 96H34ZM45 96H44V95ZM70 94V95H69ZM151 95V98L149 97V95ZM158 94H160L159 92H158ZM157 94V95H158ZM255 94V93H254ZM253 94V95H254ZM30 95V96H29ZM52 97H51V96ZM63 95V96H62ZM68 95V97H66ZM129 95H131V96H129ZM140 95H142V96H144V98L142 99V97L140 96ZM215 96L216 95H218V96H220L219 94H214ZM229 94H227V96H228ZM251 95V94H250ZM249 95V96H250ZM33 96H34V98L35 99H37V100H34L33 99ZM42 96H43V98H42ZM66 98H65V97ZM138 96V97H137ZM140 96V97H139ZM145 96L147 97V98H149L148 100H147V98H145ZM159 97H162L161 96V94L160 95H158ZM222 96V95H221ZM220 96V97H221ZM69 97H73V99H71V98H69ZM84 97V98H83ZM130 97V98H129ZM156 97V96H155ZM199 97H203V95L201 94ZM219 97V100H218V102H220L221 103V101H222V98H220ZM226 97V96H225ZM256 97V96H255ZM257 97V98H258ZM6 98H4L5 100L4 101H6ZM51 98H53V99H51ZM81 99V101L83 100H85V99H88V100H85L86 102L88 101V103H82L81 101H80V99ZM217 98V97H216ZM228 98H230V97H228ZM227 97H226V99H228ZM27 99V100H26ZM42 99H43V101H42ZM47 99V100H46ZM55 99V101H54V103H53V101L52 100H54ZM74 99H76V100H74ZM135 99V100H134ZM139 99H141V101H139ZM200 99H204V98H200ZM213 99V98H212ZM251 99V98H250ZM249 99V100H250ZM255 99V98H254ZM13 100V101H12ZM27 102H26V101ZM33 100V101H32ZM39 100H41V101H39ZM72 100H74V101H72ZM77 100H79V103H80V105L79 106H77V104H79V103H77ZM124 100V101H123ZM137 100V101H136ZM154 100H156V101H158V100H160V99H154ZM211 100V99H210ZM245 100H247V98L245 99ZM264 100V99H263ZM3 101V100H2ZM2 101H0V102H2ZM21 101H23V103L24 104H22V102ZM25 101V102H24ZM36 101V102H35ZM64 101H66V102H64ZM92 101H95V102H92ZM121 101H123L122 103H121ZM126 101V102H125ZM166 101V100H165ZM251 102H253L252 100H250ZM255 101H257V100H255ZM260 102H264V101H262V100H259ZM35 103V104H37V105H33V103ZM38 102V103H37ZM62 102V103H61ZM68 102H70V104L71 105H69V107H67V104H65V103H68ZM71 102H74V106H77L78 108H80V107H82L80 110H78V108L77 107H74V106H72V103ZM97 102V103H96ZM153 102L154 101H152V106H153ZM164 102V99H163V101L161 102V104H157V105H161V106H157L156 104H155V106H153V107H167L166 105L167 104H170V103H172L173 104V106L172 107H175V108H177V107H184V106H180V105H183V104H185L184 102H182V101H180V100H177V98L175 97L174 99L172 98V96H171V98H170V101H166V105L165 106H163V103ZM205 101L203 100V102L202 103H204ZM215 102V101H214ZM231 102V101H230ZM247 102V101H246ZM245 102V103H246ZM260 102H256V103H253V104H260V105H258V106H260V107H258V109H256V107H253L252 105H250L249 104V102L248 103H246V104H248V105H246V104H243V107H245L246 108V110L244 109L243 110V114H245L244 113V111L245 112H252V111H254V110H258L259 112H260V110H262V108L264 107V103H263V105H261V103ZM21 103V104H20ZM26 103H28V104H26ZM32 103V104H31ZM145 103V104H144ZM157 103V102H156ZM159 103H160V101H159ZM206 103H207V101H206ZM206 103H204V106H202V107H205V106H207V105H205ZM61 104H63V106L65 105V107H63ZM82 104H83V106H84V104L86 105L85 106V108H90V107H88V106H90L89 104H93V106H92V108H94V107H97V109H99L98 107H99V105L100 106H103V107H100V113L99 114H101L103 117H106V118H103V120H104V122H102L103 120L102 119H100L99 117H98V119H97V123H100V122H102V123H104L103 125H105V122L107 121L106 119H107V117H109V114L108 113H110L111 115H114V116H117V117H113L112 116V118H114V119H110V121H108L109 123H107L106 125H105V127H103L102 129H101V126L102 125H100V126H98V124L96 123V122H93V121H90V120H93L94 118L91 116V119L89 118V120H88V117H89V114H87V115H85L83 112H81V111H85L86 110V112L88 113V111H90V110H87V109H85L83 106H82ZM94 104H96V105H94ZM97 104H99V105H97ZM113 104V105H112ZM114 104L116 105V106H114ZM125 106H124V105ZM191 104V103H190ZM215 104H216V102H215ZM19 105V106H18ZM22 105L24 106L23 107V109H20V108H22ZM27 105H29V106H27ZM33 105V106H32ZM39 105L40 106H42L41 108L39 107ZM47 107V108H45V106ZM61 105V106H60ZM111 105V106H110ZM150 105V103H148V106ZM187 105H189V104H187ZM192 105V104H191ZM200 105L201 104H198L197 105V107H195L196 109H199V110H201V111H198L197 110V112H201L202 114H200V113H198V115H200V116H202L201 118H203V117H205L206 116V114H209V112H207V108L205 109V108H203V110H206V111H203L202 109H200L201 107H200ZM217 105H219V104H217ZM246 105V106H245ZM250 105V106H249ZM4 106H6V107H8V111H7V108L5 107L4 108ZM57 106V107H56ZM61 108H60V107ZM109 106V107H108ZM122 106H124V107H122ZM177 106V107H176ZM190 106V105H189ZM198 106H199V108H198ZM215 107H217V108H219V107H221V108H219V110L220 109H223V110H220V111H223L224 112V114H225V111H224V107L225 106H216V105H214ZM231 106H234V105H231ZM247 106H249V107H247ZM32 107H34V108H32ZM74 107V108H73ZM111 107H112V109H111ZM121 108V111H119V109H117V108ZM130 107V110H131V105L129 106ZM142 107V108H141ZM149 107H151V106H149ZM255 108V109H253V108ZM262 107V108H261ZM38 108H40V109H38ZM59 108V109H58ZM68 108H73L72 110H70V111H73V113L72 114H70L71 112H67L68 110ZM77 108V109H76ZM109 108V109H108ZM115 108V109H114ZM124 108V109H123ZM133 108V107H132ZM185 108V107H184ZM183 108V109H184ZM193 109H194V107H192ZM229 108V107H228ZM228 108H226V109H228ZM231 108H233V113H235V116H236V114H237V116H239V114L241 113V112H237L238 110H237V108H235V106L234 107H231ZM238 108H240V107H238ZM10 109H12V110H10ZM17 109V110H16ZM18 109H20V110H18ZM38 109V110H37ZM62 109H66V110H63L64 112H62L61 110ZM83 109H85V110H83ZM91 109V108H90ZM102 109H104V111H107L106 113L107 114H103L104 112H102ZM118 111H117V110ZM133 109H135V108H133ZM132 109V110H133ZM152 109V108H151ZM150 109V110H151ZM162 110H160V108H159V110L160 111H163V108H161ZM180 109V108H179ZM178 109V110H179ZM225 109V110H226ZM241 109H243V108H240V110ZM1 110V109H0ZM1 110V111H2ZM13 110H15V111H13ZM22 110V111H21ZM122 110H124V112L122 111ZM126 110V111H125ZM153 110V109H152ZM158 110V109H157ZM167 110V109H166ZM214 110V114L216 115L217 113H215V108L213 109ZM237 110V111H236ZM239 110V111H240ZM247 110H249V111H247ZM250 110H252V111H250ZM5 111H4V113H5ZM9 111H10V113H9ZM17 111H19V112H17ZM49 111V112H48ZM52 111V112H51ZM75 111V112H74ZM76 111H78V113H76ZM108 111H110V112H108ZM135 111V110H134ZM138 111V110H137ZM145 111V110H144ZM179 111H181V110H179ZM193 112H196V111H194V110H192ZM234 111H236V112H234ZM257 111V114L258 115H261L260 113H263L264 114V111H262V112H258ZM3 112V111H2ZM12 112H14V114H12ZM41 112V111H40ZM55 112V113H54ZM63 113V114H61V113ZM65 112H67V113H65ZM114 112H117V113H115L114 114ZM120 112V113H119ZM122 112V113H121ZM155 112V111H154ZM203 112H206V113H203ZM211 112V111H210ZM3 113V114H4ZM19 113H21V115L19 114ZM69 113V114H68ZM74 113L76 114V115H74ZM113 113V114H112ZM130 115H129V114ZM138 113H141V111H138L137 112V114ZM143 113H146V112H143ZM158 113H160V112H158ZM213 113L211 112V114L213 115ZM227 113H228V111H227ZM256 113V112H255ZM5 114V115H6ZM54 114V115H53ZM80 114V115H79ZM134 114V113H133ZM132 114V115H133ZM242 114V116L241 117H246V116H248V115H243ZM251 114V113H250ZM56 115V116H55ZM60 115H63L64 117H62V116H60ZM78 115V116H77ZM81 115H82V118H81ZM108 115V116H107ZM155 115V114H154ZM253 115V114H252ZM251 115V116H252ZM45 116V117H44ZM49 116H51V117H49ZM54 116V117H53ZM121 116V115H120ZM137 116V115H136ZM140 116V115H139ZM143 116V117H142ZM144 116H148L147 118H148V122H147V119H142V118H144ZM228 116H229V114H228ZM234 116V115H233ZM233 116H232V118H233ZM40 117H39V119H40ZM56 117V118H55ZM57 117H59V118H57ZM64 118V119H66V120H62V118ZM67 117V118H66ZM68 117H71V118H68ZM77 117H78V119H77ZM111 117V116H110ZM126 117V118H127ZM138 117V116H137ZM151 117V118H150ZM155 119H154V118ZM157 117H158V120H156L157 119ZM152 116V114H150V115H145V114H142L141 115V117H139L140 118V121H144L146 124H144L145 125V127H147V128H150L149 126H150V124H154V125H152V127H153V129L151 128V129H148L149 131L150 130H152V132L150 133V134H152V136H154L155 134H157L156 136H158V135H161V136H158V137H161V138H159V140L157 139L158 137H150L149 139H146L147 141H149V140H152V142H153V144L155 145V147H156V149H157V146L158 145H160L162 142V144L163 145H166V146H163L162 145V147L161 146H159L158 148H163V147H166L165 149H162V150H164V152H166L167 150H169V151H172L174 148L176 149V147H177V144L179 143L178 142V140H180L179 138H178V136H180L181 137V135L179 134V135H171L173 132H171L172 131V129H171V131H170V128H171V123L174 121V120H172V122H166L165 123V121L166 120H162V119H160L159 117L160 116ZM262 117H264V116H262ZM3 118H4V116H3ZM20 118H22V120L23 121H18V119H20ZM44 118H46V119H48V120H45ZM85 118V119H84ZM96 118V117H95ZM115 118H117V119H115ZM231 118V119H232ZM247 118V117H246ZM251 118H253V117H251ZM259 118H261V117H259ZM9 119V120H8ZM59 119H61V120H59ZM154 119V120H153ZM185 119H187V118H185ZM205 119H206V117H205ZM205 119H200L199 121H201V120H204V123H202V122H200V123H202L201 125H200V123H198L197 121L196 122H193L192 124H196V125H191L190 126V124L188 123V122H186V121H188V120H184L185 122L183 123V122H180V121H183V120H178L179 122H174L175 123V125L177 126L179 123H182V124H184V125H186V123L189 125V127L188 126H186V129L187 128H189V129H187V131H189V132H191V131H193L192 129H190L191 127L193 128L194 127V130H196V132H194L195 133V135H196V138H200V135L202 136V138H204V134L202 133V134H199V133H201V132H204V127H201V126H206V124H208L207 126L209 127V126H211V128L213 127L212 125L213 124H211V125H209L210 123L209 122H211L210 120H207V121H209V122H205ZM229 119V118H228ZM227 119V120H228ZM244 119V118H243ZM248 119H250L249 118V116H248V118L247 119H244V120H246V121H248V122H246V121H244L243 120V123L241 124V125H244V124H246V125H244L243 127L245 128L247 125L249 126L250 124L252 125H254V123H250V124H247V123H249V122H251L252 120L250 119V120H248ZM263 119V118H262ZM262 119L260 120V121H262ZM25 120H26V118H25ZM81 122V123H79V121ZM192 120V119H191ZM191 120H189V122H191ZM212 120V119H211ZM235 120V119H234ZM236 120H238V119H236ZM254 120H256L255 118H254ZM1 121H3L2 122V125L4 124V120H2L1 119ZM14 121H16V122H14ZM28 121V120H27ZM27 121H25V122H27ZM67 121H70V122H67ZM83 121V122H82ZM85 121H87V126H86V122ZM94 121H96V119H94ZM114 121H116V122H114ZM133 120H131V121H129V122H131V123H134V122H132ZM143 121H142V124H143ZM152 121H153V123H152ZM155 121V122H154ZM157 121H159L158 123H157ZM160 121H161V123H160ZM219 121V123H217L216 121H212V122H215V125H217V124H220V127H221V131H224V130H222V128H223V123L222 122H220V120H218ZM238 121H242V120H238ZM11 122V121H10ZM51 122V123H52ZM91 122H93V123H91ZM122 122V123H123ZM245 122V123H244ZM256 122H258V121H256ZM19 123V124H18ZM71 125V126H69V124ZM72 123H74V124H72ZM76 123V124H75ZM96 123V124H95ZM163 123H165V124H163ZM173 123V124H174ZM177 123V124H176ZM240 123V122H239ZM5 124H7L6 123V121H5ZM12 124V125H11ZM38 124H41V122L40 123H38ZM78 124V125H77ZM101 124V123H100ZM108 124H110L109 126H108ZM129 124V123H128ZM134 124L135 125H137L136 126V128H135V131L133 130L130 134H128L127 132L128 131H131L132 129H130V128H132V127H135L134 126ZM134 124H132V126H130V127H127V128H129L128 130H126L125 132H124V128H126V125L124 124V128L123 129H121V127L119 128V130H123V132L121 131V133H119V132H117V133H119V134H123L121 137H124V134H126V138L130 141V140H132V141H130V142H128V140H126V138L124 137V139H122L121 137H119V138H121V139H118V142H120L119 144H121V142H123L122 144L123 145H127L128 144V146H126V148H124V146L122 147V148H124V149H127L128 147H129V145L130 144H132L133 143V145H131V148L132 149H134L133 147H135V146H137V147H142V148H138V149H134V150H132V149H127L128 151H130V152H126L127 154H130V153H134V151H136V150H139L140 152L141 151H144V153L142 154V153H139V155L140 154H142L143 156L144 155H147L146 157H152L153 156V158H152V160L154 161V160H157L156 162H158V160H160V159H157L156 158V156L153 154V153H151L152 154V156H149V150H146V148L147 149H149L148 147H149V145H148V147H147V145L145 144V142L146 141H144L143 139H141V141L142 142H140L138 139H140V138H142V135H143V138H148V136H151V135H148L149 133L148 132H146V133H148V134H145L142 130H138L139 129V127H138V124H136V123H134ZM147 124H149V125H147ZM157 126H156V125ZM161 124H163V125H161ZM170 126H169V125ZM197 124H199V125H197ZM237 125H239L238 123H236ZM256 124V123H255ZM259 124V126L261 127V125H260V123H258ZM257 124V125H258ZM8 125V124H7ZM17 125H19V126H17ZM76 125V126H75ZM93 125L95 126V127H97V129L100 127V129L99 130H101V131H99V133H98V131L95 133V131L97 130V129H95L94 128V133H93V131L91 130H89V128L91 127V128H93ZM168 125V126H167ZM180 125V124H179ZM184 125H182L181 127L180 126H178V127H180V129H182V127H183V129H185L184 127ZM236 125V126H237ZM240 125V126H241ZM263 125V124H262ZM5 126V125H4ZM39 126V125H38ZM42 126V125H41ZM65 126V127H66ZM82 126H86V127H82ZM120 126V125H119ZM129 126V125H128ZM158 126H161L162 128H163V131L161 130V129H159V128H157V129H154L155 127H158ZM264 126V125H263ZM262 126V127H263ZM46 127V128H45ZM75 127H77V128H75ZM89 127V128H88ZM168 127V128H167ZM203 128L204 130H202L201 131V128ZM218 127H219V125H218ZM239 127V126H238ZM243 127L242 128H240V129H238L239 131H240V133H241V130L243 129ZM253 127V126H252ZM255 127H258V126H255ZM261 127V128H262ZM84 128V129H83ZM126 128V129H127ZM206 129H207V127H205ZM231 128H233V127H231ZM247 128H249V127H247ZM254 128V127H253ZM253 128L250 130V132L251 131H254L253 130ZM14 129H17V130H14ZM57 129V131L55 132V135H57V136H59V134H61L60 133V131ZM85 129H87V130H85ZM104 129V131H102ZM108 129H110V128H108ZM136 129H137V131H136ZM169 129V133H167L168 131H166V130H168ZM225 130H226V132H228V134L229 133H231V132H229V130H231V129H228V127L227 128H224ZM236 130H237V127L235 128ZM54 130H56V129H54ZM76 130V131H77ZM83 130H85V131H83ZM153 130L155 131V132H153ZM191 130V131H190ZM198 130H200V131H198ZM207 130H210V129H207ZM207 130H205V131H207ZM245 130H246V128H245ZM256 130V129H255ZM260 130V129H259ZM64 131V130H63ZM107 131V132H106ZM142 131V133H140V134H138L139 132H141ZM186 131V132H187ZM243 131V130H242ZM248 131V132H247ZM44 132V131H43ZM46 132V131H45ZM50 132V131H49ZM67 132H69V131H67ZM101 132H105L104 133V135H103V133H101ZM137 133V134H133V135H137L138 137H136L135 139L133 138L134 136L133 135H131L132 133ZM157 132H159V133H157ZM208 132V131H207ZM234 132H236V131H233L232 133H234ZM245 133L244 134H246V133H249V129L248 130H246V131H244ZM88 134V135H86V134ZM160 133H162V134H164V135H162V134H160ZM206 133V132H205ZM212 133V132H211ZM211 133H209V134H211ZM237 133V135H238V132H236ZM239 133V134H240ZM252 134L253 133H255V132H251ZM45 135H46V133H44ZM53 134V133H52ZM91 134V135H90ZM95 134H102L103 136H106V138L107 137H110V140L111 141H109V138H107V140L105 139V141L107 142V143H105V141H104V139H103V142L104 143H100V141H101V138L99 137V136H96V138H98V139H95V140H99V142H97L96 141V143H95V141H92L94 138H92V136L93 135H95ZM106 134V135H105ZM142 134V135H141ZM166 134H169V135H166ZM189 134V133H188ZM209 134H206V135H209ZM215 134V133H214ZM243 134V135H244ZM50 135V134H49ZM101 135V136H102ZM129 135V136H128ZM224 135H226L227 136V133L226 134H224ZM232 135V136H231ZM235 136V134H229V136L230 137H232V139L233 140H235L234 141V143L232 144L233 146L232 147H234V145H236L237 146V144H235V142L236 141H240L243 137H242V133L240 134V137H238V136H236L235 138H233L234 136ZM254 135V134H253ZM253 135H252V138H256V139H259L258 137H259V135L257 136V135H254L255 137H253ZM262 135V134H261ZM52 136H54V135H52ZM84 136H88V137H84ZM112 136V135H111ZM164 138H167V139H164ZM167 136V137H166ZM171 136H175V137H177L178 139H176V138H174V137H172L171 138ZM12 137V136H11ZM60 138H61V140L62 141H66V139L65 140H63V138H64V136H62L61 137V135L59 136ZM91 137V138H90ZM93 137H95V136H93ZM168 137H170V139H172V140H169L168 139ZM206 137V136H205ZM212 137H214V136H212ZM218 137H219V135H218ZM225 137V136H224ZM223 136H222V138H224ZM239 138V140H237L238 138ZM242 137V138H241ZM261 137V136H260ZM264 137V136H263ZM44 138V137H43ZM48 138V137H47ZM55 138V137H54ZM60 138H56V139H60ZM71 138H73L74 139V136L73 137H71ZM89 138V139H88ZM152 138H154V139H156L155 141H153V139ZM163 138V139H162ZM207 138V137H206ZM229 138V137H228ZM241 138V139H240ZM246 138H248V137H246ZM252 138L250 139V138H248V139H250V141H248V140H246V139H242V141H247V143H253V144H250V147H251V145H254V143H257L258 142V140H256L255 142H253V140H252ZM70 139V138H69ZM86 139H88V140H86ZM177 140V141H174V140ZM207 139H209V138H207ZM41 140H43V139H40V142H41ZM45 140H46V138H45ZM52 140V139H51ZM120 140V141H119ZM134 140V141H133ZM167 140V141H166ZM184 140V139H183ZM194 141H197V139H193ZM192 140V138L190 139V141H185V142H183L182 143V140L180 141L181 142V144H179V145H183V146H187L188 145V147L191 145V144H193V141ZM201 140H203V139H201ZM199 141V142H202V143H197L195 146H197V148H195V146H194V148H195V151L196 150H198V149H200L201 151H200V153L201 152H205L206 151V145H204L203 143V141ZM211 140V139H210ZM44 141V140H43ZM53 141L54 140H52V143H53ZM70 141V140H69ZM73 141V140H72ZM85 141V142H84ZM136 141H138V142H136ZM212 141V140H211ZM229 141H232L231 139L229 140ZM261 141H264L263 139L261 140ZM21 142V141H20ZM37 142V143H35V144H38V145H36V146H34V147H38L39 146V148H41L40 149V151L41 150H43L42 148L44 147V145L45 146H47V148L49 149V147L52 145H47L46 143H48V142ZM51 141H49V143H50ZM55 142V141H54ZM91 142H93V143H91ZM102 142V141H101ZM115 142H117V138H116V141H114L113 143H115ZM126 142H128V143H126ZM134 142H136V144H134ZM156 142V143H155ZM158 142H161V143H158ZM172 142V143H171ZM175 144H174V143ZM190 142H192V143H190ZM11 143V142H10ZM14 143V142H13ZM23 143V142H22ZM40 143V144H39ZM55 143H58V142H55ZM60 143V142H59ZM66 143V145H67V141L65 142ZM70 143V142H69ZM130 143V144H129ZM137 143H139L140 144V146L139 145H137ZM166 143H169V144H166ZM189 143V144H188ZM238 143V142H237ZM244 142H242V144H243ZM246 143V144H247ZM260 143H262V142H260ZM260 143H257V144H255L253 147L257 150V151H255V149H251L249 146H248V148L250 149H248L246 146V144L245 145H241V146H244V147H242L241 149H243L244 148V150L246 149V152H248V153H251V152H254L255 151V153H251L253 156H254V158L256 157V158H258V159H262L261 160V162H260V164H261V166L262 167H260V169H261V171L262 170H264L263 169V167H264V156H260L259 157V153L261 152V147H264L263 145L264 144H260ZM264 143V142H263ZM21 144V143H20ZM28 144V143H27ZM54 144V143H53ZM60 144H62V143H60ZM73 144V143H72ZM115 144H117V143H115ZM145 144V146H143V145ZM157 144V145H156ZM170 144H172L173 146L174 145H176V147H174L172 150H170L171 148H172V146H170ZM229 144V143H228ZM231 144V143H230ZM230 144H229V146H230ZM11 145V144H10ZM40 145H43V147H41ZM79 145V144H78ZM78 145H76V146H78ZM81 145H80V147H81ZM135 145V146H134ZM200 145H204V146H200ZM258 146V149H257V146ZM14 146V145H13ZM21 146V145H20ZM24 146V145H23ZM28 146V145H27ZM32 146V145H31ZM64 146V145H63ZM70 146V145H69ZM76 146H70V147H73V148H71V149H69L70 151V153H72V154H76V152H78V151H80L81 153H83L81 150H82V147L81 148H79V150L78 151H76L74 148L76 147ZM90 146H86V148H88L87 150H89V148H90ZM113 146H115V145H113ZM168 146V147H167ZM182 146V147H183ZM201 148H200V147ZM215 146H217V144L215 145ZM260 146V147H259ZM33 147V148H34ZM53 146H51V148H52ZM65 147V146H64ZM79 147V146H78ZM84 147V146H83ZM144 147H146L145 148V150L148 152H146L145 150H143V148ZM192 147V146H191ZM199 147V148H198ZM218 147V146H217ZM14 148H16V147H14ZM32 148V147H31ZM38 148V149H39ZM86 148H84V149H86ZM97 148H99V147H97ZM106 148V147H105ZM105 148H103V149H105ZM108 148H106V149H108ZM116 148H120L119 147V145L116 147ZM121 148V149H122ZM168 148H170V149H168ZM193 148V149H194ZM204 148V149H203ZM17 149V148H16ZM48 149H45L46 151L48 150ZM65 149V148H64ZM72 149H74L75 150V152H72ZM81 149V150H80ZM102 149V150H103ZM104 150V151H107V152H110L112 149H114V148H110V150L108 149V150ZM123 149V150H124ZM179 149V148H178ZM187 148H183V151L184 150H186ZM235 149H237V150H240L238 147H236ZM3 150V149H2ZM38 151L37 149H33V151ZM50 150H52V149H49V151ZM67 150V149H66ZM93 150V149H92ZM100 150V148L98 149V151ZM120 150V149H119ZM126 150V151H127ZM159 150V149H158ZM157 150V151H158ZM264 150V149H263ZM14 151V150H13ZM35 151H34V153L33 154H35L34 156L35 157H38L39 158V160H40V158L42 159L43 158V156L42 155H40V156H42V157H40L39 156V154L40 153H35ZM91 150H89V151H87V153L88 152H90ZM96 151V150H95ZM101 151V150H100ZM121 151V153H125V152H122V150H120ZM175 151H177V149L176 150H173V152H171V153H173V154H171L172 156H174V158H173V160H172V158H171V161H175L174 159H177L178 158V156H177V154H174L175 153ZM189 151V150H188ZM194 151V150H193ZM193 151L192 152H190L189 154L190 155H194L193 154ZM258 151H259V153H258ZM2 152V151H1ZM7 152V151H6ZM21 152V151H20ZM19 152V153H20ZM44 152V156L46 157V158H48L46 155H45V151H43ZM114 152H115V150H114ZM113 151H111L110 152V154H107V153H105V152H102L101 154L103 155V158H104V155L107 157L108 155L110 156L111 155V153H113V154H115ZM136 152H138V151H136ZM211 152V151H210ZM209 152V154H211ZM212 152H214V154L216 153V155L215 156H217V154H221L222 152H220V153H217V149H214V148H212ZM237 152V151H236ZM241 152V151H240ZM11 153H13V152H11ZM17 153V152H16ZM24 153V152H23ZM30 153H31V151H30ZM91 153H93V151L91 152ZM90 153V154H91ZM94 153H96V152H94ZM99 153V152H98ZM98 153H97V155L96 156H99L98 155ZM105 153V154H104ZM119 154H121L120 152H118ZM146 153V154H145ZM159 153H163L161 150H159V152H157L156 154H158L159 155ZM177 153H178V151H177ZM181 153H183V154H181ZM181 153H179V156L181 155V156H186L185 154L186 153H184V152H181ZM4 154V153H3ZM18 154V153H17ZM28 154V153H27ZM33 154H32V158H34L33 157ZM36 154H38V155H36ZM42 154V153H41ZM71 154V155H72ZM127 154H125V155H123L124 156V158H125V156H127ZM202 154V153H201ZM208 154V155H209ZM213 154V155H214ZM238 154H241V153H238L237 152V155ZM261 154H264L263 153V151L261 152ZM10 155V154H9ZM13 155H16L15 153H13ZM24 156H25V154H23ZM31 155V154H30ZM65 155H66V153H65ZM81 155H85V154H81ZM89 155V154H88ZM87 155V156H88ZM122 155V154H121ZM121 155H119L118 157H114V159H117V158H120L121 159ZM132 155H134V154H130L129 156H132ZM157 155V156H158ZM207 155V156H208ZM242 155V154H241ZM21 156H22V154H21ZM29 156V155H28ZM73 156H75V155H72V157ZM115 156H116V154H115ZM138 156V155H137ZM141 156V155H140ZM167 156V155H166ZM177 156V157H176ZM180 156V157H181ZM219 156V155H218ZM221 156V155H220ZM2 157V156H1ZM8 157V156H7ZM11 157V156H10ZM20 157V156H19ZM31 157V156H30ZM76 157V156H75ZM74 157V158H75ZM83 157V156H82ZM128 157V156H127ZM136 157V156H135ZM168 157V156H167ZM183 157H181V158H183ZM203 157V156H202ZM245 157V156H244ZM5 158V157H4ZM9 158V157H8ZM25 158V157H24ZM44 159V160H47V159ZM77 158V157H76ZM75 158V159H76ZM85 158V157H84ZM95 158V157H94ZM108 158V157H107ZM106 158V159H107ZM111 159H112V156L110 157ZM128 158H130V159H135V158H131V157H128ZM127 158V159H128ZM143 158V157H142ZM154 158H156V159H154ZM160 158V157H159ZM185 158V157H184ZM209 158V157H208ZM211 158V157H210ZM23 159V158H22ZM72 159V158H71ZM88 159V158H87ZM119 159V160H120ZM140 158H138V160H139ZM144 159H146L145 157H144ZM197 159V158H196ZM196 159H193L194 161H198V160H196ZM216 159H218V157H215L214 158V160L216 161ZM257 159V160H258ZM4 160V159H3ZM35 160V159H34ZM67 160V159H66ZM103 159H101L100 161H102ZM109 160V159H108ZM135 160H137V158L135 159ZM135 160H134V163H135ZM147 160V159H146ZM151 159H149V161H150ZM220 160V159H219ZM219 160H217V162H219ZM244 160V159H243ZM247 160V159H246ZM1 161V160H0ZM11 161V160H10ZM43 161V159L42 160H40L39 162H41V164H39L40 166H43V164L46 162H42ZM48 161H50V160H48ZM81 161H83V160H81ZM88 161V160H87ZM99 161V162H100ZM104 161H106L105 160V158H104ZM104 161H103V163H104ZM116 161V160H115ZM122 161H129V162H131V160H121V162ZM145 161V160H144ZM148 161V162H149ZM188 161V160H187ZM247 161H249L250 162V160H247ZM247 161H243V162H247ZM260 161V160H259ZM2 162V161H1ZM13 162V161H12ZM24 162H26V161H24ZM28 162H30V161H28ZM32 162V161H31ZM72 162H74L73 160H72ZM110 162V161H109ZM112 162H114V161H112ZM120 162V163H121ZM142 162V161H141ZM150 162H152V161H150ZM149 162V163H150ZM163 161H162V158H161V160H160V163L161 164H163V166H165V167H163V166H157V167H159V168H161V167H163V168H166V167H168L167 165H165L164 163H162ZM182 163V169H184V170H186L185 172L189 175V171H190V168H193V166L192 165H190V164H188L190 167H186V163H188V162H185V161H181V159L180 160H178V161H176L175 162V164H181ZM183 162H185V163H183ZM193 162V161H192ZM191 162V163H192ZM249 162H247L249 165H251ZM255 162H257V161H255ZM32 163H34L35 164V162H32ZM37 163H38V160H37V162H36V165H37ZM53 163H56V162H53ZM65 164H66V161L64 162ZM103 163H100V164H102L103 165ZM116 163V165L117 164H120V163H118V161L117 162H115ZM138 163H140V162H137V164ZM144 163V162H143ZM148 163V164H149ZM159 163V162H158ZM158 163H152V166H154L153 164H158ZM212 163H214V162H212ZM263 163V164H262ZM20 164V163H19ZM18 164V165H19ZM46 165H47V167L48 166H50V165H48L49 164V162L48 163H45ZM52 164V163H51ZM56 164H60V163H56ZM55 164V165H56ZM71 164L72 163H70V164H68V165H70V166H68L67 165V167H68V169H69V167H71ZM84 164V163H83ZM90 164V163H89ZM98 164V163H97ZM109 163H107V164H105L106 166L108 165ZM128 164H130V165H134V164H132V162L131 163H125V165L124 164H120V165H123V166H127ZM146 164V163H145ZM175 164H173V166L172 165H170L171 167H174L175 166ZM183 164L185 165V166H183ZM192 164H195V163H192ZM209 164V163H208ZM10 165H13V164H11L10 163ZM54 165V164H53ZM55 165L53 166V167H55ZM85 165V164H84ZM110 165H111V162H110V164L108 165V167H110ZM150 165V164H149ZM205 165H206V163H205ZM210 165H212L211 163H210ZM209 165V166H210ZM2 166V165H1ZM28 166H29V164H28ZM60 166H62V165H60ZM65 166V165H64ZM72 166H74V165H72ZM79 166H80V162H79ZM88 166H91V165H88ZM88 166H86V167H88ZM94 166V165H93ZM97 166V165H96ZM134 166H136V165H134ZM133 166V167H134ZM179 167H181L180 165H178ZM208 166V165H207ZM208 166V167H209ZM214 165H212V166H210V168H214L213 167ZM19 167V166H18ZM17 167V168H18ZM23 167V166H22ZM21 167V169H24V168H22ZM34 167V166H33ZM57 167V166H56ZM81 167V166H80ZM100 167V166H99ZM151 167V166H150ZM186 167V168H185ZM194 167H196V166H194ZM251 167H253V166H251ZM26 168V167H25ZM59 168V167H58ZM82 168V167H81ZM92 168V167H91ZM124 168V167H123ZM127 168H128V166H127ZM129 168H131L130 166H129ZM135 168V167H134ZM170 167H168L167 169H164V170H168ZM256 167H254V171L257 173L258 171H256V169H255ZM2 169V168H1ZM0 169V170H1ZM5 169H7L6 167H5ZM30 169V168H29ZM32 169V168H31ZM41 169V168H40ZM51 169V168H50ZM55 169V168H54ZM67 169V168H66ZM73 169V168H72ZM89 169V168H88ZM106 169H107V167H106ZM150 169V168H149ZM156 169L157 168H153L152 167V170H154L153 172H156L157 173V171H156ZM196 168H193L192 170H195ZM202 169H203V171H204V169L205 170H207L208 172H210L208 169H207V167L206 168H204V166L202 167ZM215 169H216V167H215ZM215 169H212V170H215ZM8 170V169H7ZM13 170H15V169H13ZM64 170V169H63ZM83 170H84V167H83ZM92 171V169H89V171ZM101 170V169H100ZM107 170H109V171H107V173L108 172H112V171H110V169H107ZM121 171H124V170H122V169H120ZM132 170V169H131ZM131 170H130V172H131ZM159 170V169H158ZM188 170V171H187ZM2 171H3V169H2ZM23 171V170H22ZM38 171V170H37ZM71 171V170H70ZM74 171H75V169H74ZM82 171V170H81ZM114 171H115V169H114ZM121 171L119 172V173H121ZM139 171V170H138ZM138 171H136V173L138 172ZM146 171V170H145ZM161 171H163V170H161ZM195 171H197V170H195ZM195 171H191V172H195ZM198 171H199V169H198ZM206 171V172H207ZM216 171V170H215ZM66 172H68V170L66 171ZM73 172V171H72ZM88 172V171H87ZM160 171H158V173H157V175H159V176H157V175H155V176H157V177H160V176H162V172H160ZM167 173V175L168 176H171V175H169V174H171V172L170 173H168V171H166ZM263 172V171H262ZM38 173V172H37ZM83 173V172H82ZM82 173H80L81 175H82ZM86 173V172H85ZM93 173V172H92ZM97 173V171L94 173V174H96ZM101 173V172H100ZM102 173H105L106 174V178H108V176H109V174L110 173H106V170H105V172H102ZM132 173V172H131ZM130 173V174H131ZM145 173V172H144ZM164 173V172H163ZM204 173V172H203ZM216 173H217V171H216ZM4 174V173H3ZM7 174V173H6ZM48 174V173H47ZM53 174V173H52ZM72 174V173H71ZM88 174V173H87ZM114 174V173H113ZM122 174V173H121ZM137 174H139V176H140V179L141 178H144V176L143 177H141V175H140V172L139 173H137ZM192 174V173H191ZM195 174V173H194ZM194 174H193V176H194ZM205 175L207 174V173H204ZM39 175V174H38ZM67 175H69L70 176V172L67 174ZM74 175V174H73ZM96 175H98V174H96ZM108 175V176H107ZM154 175V174H153ZM152 175V176H153ZM164 175V174H163ZM167 175H165V178L166 179H168V181H170L171 182V184L174 186V185H178V181L176 182V184H174L173 182H172V180L175 182L176 180H174L172 177H169V178H167L168 176ZM211 175H215V176H213L212 178H214V177H216L217 175L215 174V173H211ZM63 176V175H62ZM66 176V175H65ZM84 176V175H83ZM100 176V175H99ZM103 176H105L104 174L102 175V176H100L101 178H103ZM128 176V175H127ZM172 176H176L174 173L172 174ZM190 176V175H189ZM197 176V175H196ZM196 176H194L195 178H196ZM201 176H203L202 177V179H205V177H204V175L203 174H201ZM200 176V177H201ZM259 176V175H258ZM264 176V175H263ZM64 177V176H63ZM88 176L86 175V178H87ZM97 177V176H96ZM119 177V176H118ZM136 177V176H135ZM138 177V176H137ZM180 178H181V176H179ZM60 178V177H59ZM66 177H64V179H65ZM75 178V177H74ZM86 178H84V179H86ZM98 178V177H97ZM101 178H99V179H101ZM112 178V177H111ZM114 178V177H113ZM172 179V180H169V179ZM189 178H191V176L189 177ZM216 178H218L219 179V177L217 176ZM216 178H214V179H216ZM4 179V178H3ZM40 179V178H39ZM49 180H50V178H48ZM53 179H56V178H53ZM61 179V181L62 182H65L64 180H62V178H60ZM135 179V178H134ZM133 179V180H134ZM140 179H138V180H140ZM160 179H162V178H160ZM179 179V178H178ZM177 179V180H178ZM182 179V178H181ZM217 179V180H218ZM225 179H227V178H225ZM229 179V178H228ZM38 180V179H37ZM68 180H70V178H68ZM107 180V179H106ZM111 180V179H110ZM123 180V179H122ZM141 180H143V179H141ZM191 180V179H190ZM195 180V179H194ZM193 180V181H194ZM200 181H201V183H204V181L202 182V180L201 179H199ZM210 179H208V181H209ZM30 181V180H29ZM40 181V180H39ZM60 181V182H61ZM102 181V180H101ZM105 181V180H104ZM103 181V182H104ZM112 181V180H111ZM121 181V180H120ZM152 181V180H151ZM160 181V180H159ZM167 182L168 183V181H166V180H163L162 181V183H160L158 186H162V184H164L165 182ZM183 181V180H182ZM213 181V180H212ZM218 181H220V180H218ZM217 181V182H218ZM230 181H232L231 179H230ZM38 182V181H37ZM42 182V181H41ZM66 182H67V179H66ZM74 182V181H73ZM99 181H97L96 183H98ZM108 182V181H107ZM110 182V181H109ZM113 182V181H112ZM111 182V183H112ZM130 182V181H129ZM164 182V183H163ZM188 182V180L186 181V183ZM195 182V181H194ZM210 182H211V180H210ZM220 182H222V181H220ZM223 182H225V184L224 185H226V189H227V186H229V187H231L230 188V190H231V192H233L232 190H234L232 187V183H235V182H232L230 185H229V183H227V182H229V181H223ZM222 182V183H223ZM258 182H264V179H262V181L261 180H258ZM58 183H59V181H58ZM79 183V182H78ZM132 183V182H131ZM139 183H141V182H139ZM179 183H180V181H179ZM192 184H193V182H191ZM213 183L216 185H218V183H215L214 181H213ZM222 183H219V184H222ZM35 184H36V182H35ZM49 184V183H48ZM53 184H55V183H53ZM76 184V183H75ZM110 183H108V185H109ZM118 184V183H117ZM144 183H141V186L143 185ZM146 184V183H145ZM144 184V185H145ZM168 184H170V183H168ZM168 184H166V185H168ZM210 184V183H209ZM214 184H211V186H214ZM242 184V183H241ZM241 184H239L241 187H242V185ZM28 185V184H27ZM72 185V184H71ZM71 185H69L68 184V186H70V187H68V189H70V188H73ZM98 185H99V183H98ZM131 185V184H130ZM150 185V184H149ZM171 185V186H172ZM190 185V184H189ZM194 185V184H193ZM196 185H200L199 183L198 184H196ZM261 185H264V184H261L260 183V185H259V187L261 186ZM32 186V184H30V188H32L31 187ZM41 186H42V184H41ZM63 186H65V185H63ZM103 186V185H102ZM110 186V185H109ZM117 186V185H116ZM118 186H120V185H118ZM122 186V185H121ZM124 186V185H123ZM137 186V185H136ZM195 186V185H194ZM193 186V187H194ZM203 186V185H202ZM83 187H84V185H83ZM105 187V186H104ZM108 187V186H107ZM111 187V186H110ZM127 187V186H126ZM143 187V186H142ZM142 187H139V188H142ZM163 187V186H162ZM161 187V188H162ZM214 187H216V186H214ZM219 187V186H218ZM241 187H239V189H242ZM43 188V187H42ZM62 188V187H61ZM65 188V187H64ZM117 188V187H116ZM115 188V189H116ZM124 188V187H123ZM122 188V189H123ZM136 188V187H135ZM139 188L137 189V191L139 190ZM150 188V187H149ZM160 188V191L162 190ZM168 187L166 186V189H167ZM181 188V187H180ZM179 188V189H180ZM201 188V187H200ZM205 188H208V187H205ZM213 188V187H212ZM220 188H222V187H220ZM220 188L219 189H217V190H219V192H222V191H225V190H223V189H221L222 191H220ZM224 188V187H223ZM256 188H258V187H256ZM44 189V188H43ZM48 189V188H47ZM63 189V188H62ZM62 189H61V191H62ZM107 189V188H106ZM110 189V188H109ZM134 189V188H133ZM164 189H165V187L163 188V190L162 191H164ZM165 189V190H166ZM214 189V188H213ZM246 189V187H244V190ZM260 189V188H259ZM1 190V189H0ZM40 190V189H39ZM74 190V188L72 189V191ZM119 190L120 189H118L117 190V192H119ZM175 190V189H174ZM199 190V189H198ZM229 190V189H228ZM229 190V191H230ZM237 190V189H236ZM258 190V189H257ZM261 190H263V189H261ZM260 190V191H261ZM55 191V190H54ZM53 191V192H54ZM60 191V190H59ZM89 191V190H88ZM106 191V190H105ZM128 192H129V190H127ZM135 190H133V192H134ZM178 191V190H177ZM176 191V192H177ZM202 191V190H201ZM235 191V190H234ZM259 191V190H258ZM43 193H44V190L42 191ZM124 192V191H123ZM146 192H149V191H146ZM176 192H174V193H176ZM215 192H216V189H215ZM219 192H218V194H219ZM228 192V191H227ZM2 193H3V191H2ZM31 193V192H30ZM52 193V192H51ZM62 193V192H61ZM104 193V192H103ZM116 193V192H115ZM114 193V194H115ZM131 193V192H130ZM160 193V192H159ZM179 193V192H178ZM195 193V192H194ZM200 193V192H199ZM210 193H213V192H210ZM223 193H226V192H223ZM260 193H262V194H264V191L263 192H260ZM71 194H72V192H71ZM87 194V193H86ZM85 194V195H86ZM105 194V193H104ZM149 194V193H148ZM158 194V193H157ZM216 194V193H215ZM233 194H234V192H233ZM235 194H237V193H235ZM3 195H5L4 193H3ZM61 195V194H60ZM73 195V194H72ZM88 195H90V194H88ZM109 195H111V194H109ZM121 195V194H120ZM122 195H123V193H122ZM125 195V194H124ZM128 195V194H127ZM159 195V194H158ZM169 195H171V194H169ZM175 195V194H174ZM178 194L176 193V196H177ZM181 195H182V193H181ZM208 195V194H207ZM228 195V194H227ZM241 196H239L238 195V197H240V198H243L244 196H242V194H240ZM2 196V195H1ZM7 196V195H6ZM9 196V195H8ZM61 196H63V195H61ZM74 196L75 195H73V196H71L70 198H74ZM92 196V195H91ZM98 196V195H97ZM104 196V195H103ZM106 196H108V195H106ZM106 196H104V197H106ZM115 196H117V195H115ZM260 196H261V194H260ZM259 196V197H260ZM76 197V196H75ZM118 197V196H117ZM117 197H115V198H113V199H116ZM125 197V196H124ZM123 197V198H124ZM149 197V196H148ZM151 197V196H150ZM159 197H160V195H159ZM166 197H168V196H166ZM178 197V196H177ZM177 197H175V198H177ZM209 197V196H208ZM208 197H206V198H208ZM216 197V196H215ZM237 197V198H238ZM259 197H257V198H259ZM4 198H5V196H4ZM46 198V197H45ZM44 198V199H45ZM58 198V197H57ZM66 198V197H65ZM99 198V197H98ZM97 198V199H98ZM107 198V197H106ZM180 198V197H179ZM178 198V199H179ZM221 198V197H220ZM2 199V198H1ZM6 199V198H5ZM69 199V198H68ZM76 199V198H75ZM109 199H111V198H109ZM126 199V198H125ZM128 199V198H127ZM147 199V198H146ZM165 199V198H164ZM185 199V198H184ZM190 199V198H189ZM228 199V198H227ZM226 199V200H227ZM235 200V198H229V200H231L230 201V204L233 202L232 200ZM244 199V198H243ZM67 200V199H66ZM122 200V199H121ZM132 199H130V201H131ZM163 200V199H162ZM213 200V199H212ZM238 200V205H236V209L238 210V207H242V202H241V204L239 203L240 202V199H237ZM245 200V199H244ZM258 199H254V201L258 204V202L259 201H257ZM45 201H46V199H45ZM52 201H54V200H52ZM62 201V200H61ZM74 201V200H73ZM84 201V200H83ZM111 201H113V200H111ZM115 201V200H114ZM119 201V200H118ZM134 201H136V204H137V200H136V198H135V200ZM175 201H177V199L176 200H174V202ZM205 202H206V199L204 200ZM210 201L211 200H209V203H210ZM219 201H221V200H219ZM236 201V200H235ZM251 201H253V200H251ZM253 201V202H254ZM63 202V201H62ZM67 202V201H66ZM110 202V201H109ZM139 202V201H138ZM166 202V201H165ZM178 202V201H177ZM202 202V201H201ZM213 202V201H212ZM224 202V201H223ZM245 202L247 203L248 201L247 200H245ZM6 203V202H5ZM60 203V202H59ZM85 203V202H84ZM132 203V202H131ZM134 203V202H133ZM148 202L146 201V203L145 204H147ZM157 203V202H156ZM228 203V202H227ZM226 203V204H227ZM262 203H264V201L262 202ZM65 204V203H64ZM70 204V203H69ZM80 204V203H79ZM116 204V203H115ZM136 204H134V205H136ZM188 204H189V202H188ZM202 204V203H201ZM207 205H208V203H206ZM250 204V203H249ZM251 204H254V203H252L251 202ZM67 205V204H66ZM71 205V204H70ZM108 205H109V203H108ZM111 205H112V203H111ZM119 205H120V202H119ZM128 205V204H127ZM133 205V204H132ZM140 205V204H139ZM139 205H136V206H133L134 208H136V207H138ZM150 205V204H149ZM186 205V204H185ZM246 205V204H245ZM259 205V204H258ZM257 205V206H258ZM262 205V204H261ZM264 205V204H263ZM10 206H12V205H10ZM9 206V207H10ZM48 206V205H47ZM152 206V205H151ZM166 206H167V208H168V205H165V208H166ZM174 206V205H173ZM172 206V207H173ZM224 206V205H223ZM229 206V205H228ZM234 206V205H233ZM251 206H253V205H251ZM16 207V206H15ZM66 207V206H65ZM72 207V206H71ZM70 207V208H71ZM121 206H118L117 208H120ZM130 207V206H129ZM128 207V208H129ZM143 207V209H148V207H145L144 208V206H142ZM175 207V206H174ZM179 207V206H178ZM190 207V206H189ZM198 207H199V205H198ZM207 207V206H206ZM208 207H210V206H208ZM230 207V206H229ZM248 207H249V205H248ZM255 207V206H254ZM253 207V208H254ZM263 207V206H262ZM6 208H7V206H6ZM73 208V207H72ZM141 208V207H140ZM150 208V207H149ZM164 208V207H163ZM166 208V209H167ZM171 208V207H170ZM169 208V209H170ZM180 208V207H179ZM183 208V207H182ZM196 208V207H195ZM243 208V207H242ZM250 208V207H249ZM252 208V209H253ZM41 209V208H40ZM106 209V208H105ZM154 209V208H153ZM165 209V210H166ZM193 209V208H192ZM222 209V208H221ZM230 209V208H229ZM228 209V210H229ZM240 209L241 208H239V212H240ZM247 209V208H246ZM255 209V208H254ZM264 209V208H263ZM5 210V209H4ZM9 210V209H8ZM11 210V209H10ZM28 210V209H27ZM66 209H64V211H65ZM72 210V209H71ZM109 210V209H108ZM134 210H136V209H134ZM141 210V209H140ZM156 210V209H155ZM164 210V211H165ZM171 210H173V209H171ZM176 209H174V211H175ZM208 210V209H207ZM227 210V208L224 210L225 212H228V211H226ZM245 210V209H244ZM244 210H242V212H244ZM13 211V210H12ZM59 211H60V209H59ZM149 211H151V210H149ZM168 210H166V212H167ZM187 211V210H186ZM210 211V210H209ZM218 211V210H217ZM221 211V210H220ZM236 211V210H235ZM248 211H249V209H248ZM44 212V211H43ZM68 212V211H67ZM116 212H117V210H116ZM132 212V211H131ZM183 212H185V211H183ZM210 212H213V211H210ZM224 212V213H225ZM250 212H252V211H250ZM249 212V213H250ZM264 211H262V213H263ZM14 214H15V212H13ZM38 213H39V210H38ZM81 213H83V212H81ZM113 213H115V212H113ZM135 213V212H134ZM134 213H132L134 216L133 217H136L135 216V214ZM144 213H146V212H144ZM144 213H142L143 215H144ZM174 213V212H173ZM178 213V212H177ZM176 213V214H177ZM204 213H205V211H204ZM241 213V212H240ZM253 213V212H252ZM165 214H168V212L167 213H165ZM169 214L171 215V212H169ZM169 214H168V217H170L169 216ZM194 214V213H193ZM232 214V213H231ZM244 214H246V215H248V213H244ZM2 215V214H1ZM11 215V214H10ZM15 215H17V213L15 214ZM83 215H85V214H83ZM147 215V214H146ZM216 215V214H215ZM226 215H227V213H226ZM236 215V214H235ZM234 215V216H235ZM255 214L253 213V215H250V216H252V218H254V220H256V217L254 216ZM9 216V215H8ZM54 216V215H53ZM68 216V215H67ZM77 216V215H76ZM87 216V215H86ZM129 216H131V214H129ZM184 216H185V214H184ZM204 216V215H203ZM236 216H238V215H236ZM242 216V215H241ZM241 216H238L237 218L238 219H236V220H238V224H239V220H241V219H239V217H241ZM261 216V215H260ZM45 217V216H44ZM49 217H50V215H49ZM80 216H78V218H79ZM161 217V216H160ZM175 217H176V215H175ZM180 217V216H179ZM185 217H187V216H185ZM189 217V216H188ZM233 217V216H232ZM243 217H245V218H248V216H243ZM58 218V217H57ZM95 218V217H94ZM128 218H130V217H128ZM145 218V217H144ZM152 218V217H151ZM184 218V217H183ZM208 218H210V217H208ZM213 218H216L215 216H213ZM242 218V217H241ZM244 218V219H245ZM250 218V217H249ZM2 219V218H1ZM18 219V216H16V218H15V220H17ZM87 219V218H86ZM95 219H97V218H95ZM102 218H100L99 220H101ZM140 219V218H139ZM148 219V218H147ZM172 219V218H171ZM184 219H186V218H184ZM223 219V218H222ZM228 219H230L229 217H228ZM243 218H242V220L244 221V223H245V221L246 220H244ZM258 219V218H257ZM263 219V218H262ZM81 220V219H80ZM84 221H85V219H83ZM104 220V219H103ZM110 220H111V218L109 219V222H110ZM140 220H142V219H140ZM149 220V219H148ZM151 220V219H150ZM169 220H170V218H169ZM173 220V219H172ZM174 220H176V219H174ZM180 220V219H179ZM233 220V222H235L234 220V218L232 219ZM249 220V219H248ZM20 221V220H19ZM48 221V220H47ZM50 221V220H49ZM52 221V220H51ZM102 221V220H101ZM112 221V220H111ZM127 221H129V219L127 220ZM135 221V220H134ZM193 221H195L196 222V220H193ZM226 221V220H225ZM257 221V220H256ZM261 221H263L264 222V220H261ZM259 222L260 223V225H261V223H263V222ZM16 222V221H15ZM81 222V221H80ZM95 223H96V221H94ZM133 222V221H132ZM131 222V223H132ZM140 221H136V223H139ZM160 222V221H159ZM161 222H163V221H161ZM176 224H174V226H175V228H176V226H178L179 225V222H178V220H176ZM252 222V221H251ZM251 222H250V224H251ZM103 223H105L104 224V227H105V225L107 226V222H102V224ZM113 223V222H112ZM129 223V222H128ZM128 223H126V224H128ZM155 223V222H154ZM173 223V222H172ZM175 223V222H174ZM197 223V222H196ZM196 223H194V224H196ZM224 223V222H223ZM227 223V222H226ZM229 223V222H228ZM237 223H235V225L237 224ZM241 223H243V222H241ZM249 223V222H248ZM17 224H20V223H17ZM17 224H15V225H17ZM84 224H85V222H84ZM101 224V225H102ZM159 224V223H158ZM158 224H156V225H158ZM180 224H182V223H180ZM191 224H193V223H191ZM190 224V225H191ZM237 224V225H238ZM256 224H257V222H256ZM23 225V224H22ZM81 225H82V223H81ZM92 225H94V224H92ZM91 225V226H92ZM96 225V224H95ZM100 226V224H97V226ZM110 225V224H109ZM130 225V224H129ZM134 225H136V224H134ZM144 225H146V224H144ZM153 225H155V224H153ZM152 225V226H153ZM172 224H170V226H171ZM198 225V224H197ZM241 225V224H240ZM249 225V224H248ZM258 225V224H257ZM263 225V224H262ZM37 226V225H36ZM132 227H135V226H133V225H131ZM130 226V227H131ZM226 226H228V227H226ZM225 226V228L223 227V229L225 230H229V229H227V228H231V227H229V225L227 224ZM239 226V225H238ZM243 226V225H242ZM247 226V225H246ZM246 226H243V227H246ZM255 226V225H254ZM6 227V226H5ZM18 227H20L19 225H18ZM17 227V228H18ZM94 227V226H93ZM93 227H90L91 229H93ZM101 227V226H100ZM99 227V228H100ZM131 227V229H135V228H132ZM149 227V226H148ZM154 227V226H153ZM156 227V226H155ZM158 227H159V225H158ZM172 227V226H171ZM196 227H199V225L198 226H196ZM235 227V226H234ZM233 227V228H234ZM252 227V226H251ZM259 227V226H258ZM262 227H264V226H262ZM262 227H260V228H262ZM107 228H110L109 226H107ZM107 228H105L106 230H108ZM151 228V227H150ZM173 228V227H172ZM238 228V227H237ZM241 228V227H240ZM240 228H239V230H240ZM249 228V227H248ZM253 228V227H252ZM255 229H256V227H254ZM28 229V228H27ZM96 229V228H95ZM105 229H102L104 232H106L105 231ZM141 229H143V228H141ZM166 229V228H165ZM179 229H181V228H178V229H176V230H174V229H172L174 232L175 231H177V230H179ZM197 229V228H196ZM235 229V228H234ZM242 229V228H241ZM259 228H257V230H255L256 231V233H260L259 231H261L260 229L258 230ZM263 229V228H262ZM87 230V229H86ZM99 230V229H98ZM144 230V229H143ZM142 230V231H143ZM149 230H151V229H149ZM154 230V229H153ZM160 230H161V228H160ZM183 230V229H182ZM207 230V229H206ZM239 231L238 229H235L234 231H232V233H230V231L228 232V234L230 233L231 235L233 234V238H229L231 235H228L227 236V234H225L224 235V239H221V235L220 236H218L217 234V231H220L219 229L218 230H215L216 231V235L218 236V237H220L219 239L220 240H225L226 241V243H224V244H222L223 242H219L221 245H227V246H234V248L233 247H231L232 248V251L233 252H236V247H237V245L238 244H240V242L241 241H239V239L241 238L242 239V237H240V235H241V233L239 232V237H236V235H234V233H235V231ZM247 230V229H246ZM13 231H15V229L13 230ZM43 231V230H42ZM95 231V230H94ZM133 231V230H132ZM162 231V230H161ZM181 231V230H180ZM200 231V230H199ZM223 231V230H222ZM241 231V230H240ZM248 231H250V230H248ZM252 231H254V230H252ZM251 231V232H252ZM89 232V231H88ZM100 232V231H99ZM174 232H172V233H174ZM185 231H183V232H181L182 233V236H183V233H184ZM208 232V231H207ZM234 232V233H233ZM243 232V231H242ZM37 233H41V232H37ZM46 233V232H45ZM94 233V232H93ZM92 233V234H93ZM96 233V232H95ZM107 233H109V231H107ZM133 233H137V231H133ZM132 233V234H133ZM149 233V232H148ZM150 233H154V232H150ZM160 233V232H159ZM176 234L177 233H179V231L178 232H175ZM187 233V232H186ZM198 232L195 230V233L194 234H197ZM210 233H213V232H210ZM237 233V232H236ZM248 233V232H247ZM17 234V233H16ZM89 234V233H88ZM91 234V235H92ZM97 234V233H96ZM96 234H94V235H96ZM138 234H140V236H142L141 234H143V233H141V232H139L138 231ZM243 234V233H242ZM253 234V233H252ZM103 235H105V234H103ZM155 235V234H154ZM164 234H162V237H160V238H162V239H164V237H166V236H163ZM169 235V234H168ZM173 235H175V234H173ZM207 235H211V234H206V236ZM223 235V234H222ZM243 235H247L246 233L245 234H243ZM242 235V236H243ZM251 235V234H250ZM261 235V234H260ZM30 236V235H29ZM40 236V235H39ZM93 236V235H92ZM97 236H98V234H97ZM157 236V235H156ZM155 236V237H156ZM178 237V241H180V239L179 238H181V237H179V235H177ZM225 236H227V238H229V239H225ZM28 237V236H27ZM155 237H153L154 239H155ZM185 237H186V235H185ZM185 237H182V238H185ZM196 237V236H195ZM236 237V238H235ZM140 238V237H139ZM146 238H148L149 239V237H147L146 236ZM146 238H144V239H146ZM152 237H151V240L153 239ZM172 238V237H171ZM171 238H169V239H171ZM206 237H204V239H205ZM208 238H209V236H207V240H208ZM210 238H213V237H210ZM249 238V237H248ZM248 238H247V240H248ZM250 238H252L253 240H256V238H253L252 236L250 237ZM249 238V239H250ZM259 239H260V241H264V240H262L260 237H258ZM173 239V238H172ZM188 239H189V237H188ZM196 239V238H195ZM217 239V238H216ZM218 239V240H219ZM252 239H250L249 241H251ZM29 240V239H28ZM97 240H99V239H97ZM100 240H101V238H100ZM187 239H182V241H186ZM207 240H205V243H204V247H205V245H206V241ZM229 240V241H228ZM230 240H233V241H230ZM234 240H238V242H235V243H238L237 245L235 244V243H233L234 242ZM246 240V241H247ZM138 241V244H140L141 246L140 247H142L141 249L143 250V245L140 243V242H142L141 240L139 241V240H137ZM137 241H135L136 243H137ZM145 241V240H144ZM147 241H149V240H147ZM162 241H164L165 242V240H162ZM188 241V240H187ZM192 240H190V242H191ZM93 242V243H92ZM91 242V244H94V242H97V241H92ZM158 241H156V243H157ZM167 242H169V240L167 241ZM189 242V243H190ZM196 242V241H195ZM214 242H216L215 240H214ZM228 242L229 243H231L230 245L228 244ZM256 242V244H258V242L257 241H255ZM135 243V244H136ZM150 243V242H149ZM184 243V242H183ZM251 243V242H250ZM250 243L248 242V244L250 245ZM264 243V242H263ZM263 243H261V244H258V245H260V247L262 246L263 248H264V244ZM134 244V246H136V247H139V246H137L138 244H136L135 245ZM168 244V243H167ZM191 244V243H190ZM244 244H245V242H244ZM255 244V243H254ZM255 244V245H256ZM3 245V244H2ZM235 245H236V247H235ZM249 245H247V246H249ZM4 246V245H3ZM150 246V245H149ZM180 246V245H179ZM212 246V245H211ZM240 246V245H239ZM237 247V248H240V247ZM246 246V245H245ZM246 246V247H247ZM254 246V245H253ZM184 247V246H183ZM182 247V248H183ZM203 247V248H204ZM261 247V248H262ZM135 248V247H134ZM146 247H144V249H145ZM226 248V247H225ZM262 248V249H263ZM136 250H137V252L139 253V251H141L142 252V250L140 249L139 251H138V249L139 248H135ZM148 249V248H147ZM154 249H156V248H154ZM223 249V248H222ZM230 249V248H229ZM235 251H234V250ZM7 250V249H6ZM22 250V249H21ZM136 250H134V249H132V251H135L136 252ZM151 250V249H150ZM204 250H206V249H204ZM225 250V249H224ZM231 250V249H230ZM229 250V251H230ZM14 251V250H13ZM16 251V250H15ZM154 250H152V252L151 251H147V253H149V254H151V253H155V252H153ZM172 251H174V249L172 250ZM176 251V250H175ZM174 251V253H176L177 254V252H175ZM195 251H197V252H199L200 250H198V249H195ZM194 251V253H196ZM9 252V251H8ZM261 252H263V251H261ZM20 253V252H19ZM28 253V252H27ZM143 253V255L145 254L146 255V252H142ZM172 253V252H171ZM90 254H92V253H90ZM135 255L134 256H137V253H134ZM148 254V255H149ZM156 254H158V253H156ZM202 254V253H201ZM28 255H30L31 256V254H28ZM62 254H60V256H61ZM94 255V254H93ZM103 255H105V254H102V255H100V256H103ZM161 255V254H160ZM197 254H194V256H196ZM209 256H210V254H208ZM263 255V254H262ZM26 256V255H25ZM59 256V257H60ZM71 256V255H70ZM140 256V255H139ZM147 256V255H146ZM153 256H156L157 257V255H153ZM153 256H151V257H153ZM162 256H164V255H162ZM198 256H200L199 255V253H198ZM197 256V257H198ZM7 257H9V254L7 255ZM53 257H55V256H53ZM64 257V256H63ZM69 257V256H68ZM77 257H79L78 259H80V256H77ZM92 257V256H91ZM94 257H95V255H94ZM160 257V256H159ZM167 257H169V256H167ZM166 257V259H168ZM203 257H204V255H203ZM263 257V256H262ZM12 257H10V260H12L11 259ZM16 258V257H15ZM74 258V257H73ZM96 258V257H95ZM137 258H138V256H137ZM140 258V257H139ZM143 258V257H142ZM208 257H206V259H207ZM61 259V258H60ZM81 259H83V257L81 258ZM101 258H98V260L101 262V260H100ZM141 259V258H140ZM157 259V258H156ZM162 259V258H161ZM216 259V258H215ZM220 259V258H219ZM9 260V259H8ZM50 260H53V259H51L50 258ZM90 260H92V259H90L89 258V261ZM105 260V259H104ZM150 259H148V261H149ZM199 260V259H198ZM221 261V264H222V259H220ZM229 260V259H228ZM231 260V259H230ZM60 261H62V260H60ZM59 261V262H60ZM70 261V260H69ZM68 261V262H69ZM95 261V260H94ZM143 261V260H142ZM147 261V260H146ZM145 260H144V263L146 264V263H149V264H154L155 262H157V263H160L159 261H154V262H152V263H150V262H146ZM153 261V260H152ZM210 261V260H209ZM208 260L207 261H205V262H209ZM19 262V261H18ZM30 262V261H29ZM74 262H75V260H74ZM87 262V261H86ZM103 262V261H102ZM134 262H136V260L134 261ZM215 262V261H214ZM263 262V261H262ZM8 263H9V261H8ZM11 263H13L12 261H10V264ZM24 263V262H23ZM61 263V262H60ZM71 263V262H70ZM79 263H81V264H84V263H82V262H79ZM92 263V262H91ZM95 262H93L92 264H94ZM104 263H107V262H104ZM108 263H112V262H108ZM138 263V262H137ZM168 263H170V261L168 260ZM217 263V262H216ZM29 264H31V263H29ZM62 264V263H61ZM76 264V263H75ZM87 264H89V263H87ZM100 264V263H99ZM171 264V263H170ZM194 264H196V263H194ZM199 264V263H198ZM203 264V263H202ZM208 264V263H207ZM209 264H211V263H209ZM218 264H219V262H218Z\"/></svg>","mask_w":264,"mask_h":264}]
</instances>
